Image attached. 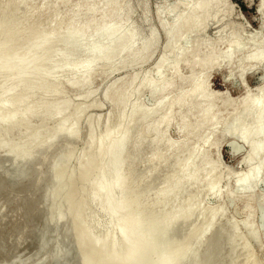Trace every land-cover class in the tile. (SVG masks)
<instances>
[{
    "label": "rangeland",
    "instance_id": "obj_1",
    "mask_svg": "<svg viewBox=\"0 0 264 264\" xmlns=\"http://www.w3.org/2000/svg\"><path fill=\"white\" fill-rule=\"evenodd\" d=\"M54 0H17V2H16V0H14L13 2H16V5L17 6H15V4H13V2H12V4L14 5V7H12V10H9V8L7 7V5H8V3L7 2H9V5L11 4L10 3V1L8 0V1H6L5 0V3H7V5L5 4V6H4V10H5V12H4V10L1 8L0 9V17H1V14L3 13L4 15H3V17H4V19H3V17H1L2 19H0V21H1V23L3 22V24H1V25H3V26H1L0 25V69L2 70V68H3V70L4 71H1V74H0V93H1V88L3 87V91H2V94L0 95V97L4 100V101H6L7 99V105H9L10 106V104H11V102H14V99L16 98V100H15V102H18V99H19V101H21L20 103L18 102L17 104V108L19 109V108H21L22 107V110H20V113H19V111L17 110L16 112H15V109H16V107L14 106L15 105V103L13 104H11V110H10V107L8 108V106H7V110H8V112L6 113V115H4V114H2L1 112V115H0V123L2 124V121H3V123H4V119H5V117L9 114L10 116H12V118H11V121H13V122H15L13 119L15 118V114L17 113H19L16 117H17V120L21 117V116H19V115H21V111H23L22 112V115H24V114H26L27 115V113H25V111L23 110L24 109V107L26 106V105H29L30 103H31V106L33 105V104H35L36 106H37V109L35 108L36 106L35 105H33L32 107H34V108H31L32 109V111L30 110V112H29V114L28 115H31V114H33L34 116L32 117V116H29V120L30 121H32L33 119L35 120V122L38 120V123L36 122V124L34 123V128L32 129V128H28V127H24V129L26 128L27 130H28V132H27V130L25 131V132H23L24 130H22L23 129V127L21 128V131H22V133L21 134H24V135H21L20 134V136L18 135H13L14 137H12V139L13 140H15V142H16V146L18 147H20V143H21V145H22V149H25L26 147L28 148H26L27 149V152H29V153H22V151L23 150H21V152L20 153H18L19 151L18 150H20V148L19 149H17V152L15 151V154H18L19 156H16L14 153H13V150H11V151H9L8 152V150H6L7 149V147L10 145V144H8V142L9 143H11V136H12V133H11V135H9V138L7 139V135H8V133H6V136H5V134L2 136V134H3V132H5L4 130L5 129H3L4 128V124H3V126L2 125H0V127L2 126V129H3V131H1L0 130V136H2L1 138H0V264H95V262H96V264H100L101 262H102V257H104V254H102L103 253V248L101 247V246H99V245H95V243L92 241V239H88V238H91V237H89V236H87V235H85V233H83L84 232V226H83V224L81 223L80 224V226L81 227H83L82 228V231H81V228H80V226H79V224H78V220H82V210H80V209H82V208H80V209H78L79 207H81L82 206V204H83V202H81L82 201V198H83V195H82V193H81V191H82V188H83V184H82V182L81 181H83V183H84V179L83 180H81V179H79V183H81V184H78V182L77 181H75L74 180V178L73 177H71V176H69L70 175V173H72L73 174V171H74V169H75V166H76V164H75V162H67L66 161V159H67V156L69 155V153H71V154H73V153H76V154H73L75 157L77 156V157H79L82 153L84 154L85 153V150H86V148H85V146L86 145H88V140H89V137H90V131L87 129V127H85L86 125H87V122L89 121V120H94V119H97L99 116L100 117H106L109 113H111L112 112V110H113V108H114V106L116 107L117 105H118V103H119V105H120V102H121V100L120 99H118V101H117V97L115 96V98H114V100L115 101H113V99H112V97H110L111 99H112V101H111V99L110 98H108V99H106V98H104V95H103V92H104V90H105V88L107 87V86H109V85H111L112 83H114V82H117L118 80L120 81L123 77V79H125L126 77H128V76H137L138 75V79L140 80V79H142L145 75H148V77L150 78V80L154 83V84H158V83H160L162 80H163V78H164V76H162V75H160V74H158V71L160 70V67H161V64H159L160 65V67H157V66H159L158 65V60L161 58V59H163L164 58V56H163V54H165V53H163V52H165V49H164V47L166 48V45H167V41H166V38H165V35H164V33H163V29H162V27H161V25H160V21H159V19H158V16H157V9L159 8V7H163V8H170V9H173V8H176V7H180V14H182L183 13V10H184V4H181V2H180V0H127V2H128V6H130L129 8H130V10H131V14L132 15H130V18L131 19H129V22L130 21H132L131 23L133 24L134 23V25L135 26H137V27H139L140 29L142 28V31H147L148 29H151V30H153V31H155V33H156V35H157V37H159V39H158V47H157V49H156V51L152 54V56H154V57H150V58H148L145 62H143V63H140V64H138V66H137V64H131V67H130V63H126V66L124 65V63H120L119 64V62H118V60L119 59H117V60H115L114 61V63H112V68H109L108 66H96L95 68H93V69H95V71L92 69V71L93 72H97V74H96V77H95V79H94V81H93V83H92V85H91V87L89 88V90L87 91V90H85V91H74V90H71V89H62L63 90V92H62V90L61 89H57V88H54L53 86H52V84H54V82H56V81H54V80H50L49 81V83L51 84H49V83H47L48 85H46V83L44 82V81H40V79H43V74H42V72L44 71V69H45V73H44V77L46 76L45 74H47L46 72H49L48 74H47V76L50 74V76L52 75V77H54L55 76V78H57L58 79V76H59V79L61 78V80H63V82L65 81V84L66 83H69V80H70V78H69V80H68V82H67V71H65V70H58V69H53V67L55 66V64L57 63V59L56 58H54V56L56 57V54H57V51H56V49H55V46H56V43L59 45V40H56L55 41V39L54 38H58L59 37V39L61 38V36L60 35H62L61 34V31H62V29H61V31L60 30H58V31H55L56 32V34L54 35V34H49L48 33V31L50 30V29H47V27H50L51 26V22H49L48 21V18H47V16L49 15H47V11L46 10H48L49 11V8H50V6H51V4H52V2H53ZM261 1H263V0H227V5L222 9V13H221V15L223 16L222 17V20L220 21V20H216V21H214V22H210V24L208 25V27L206 28V30L202 33V34H198V35H195V38L197 39V40H199V41H204L205 40V42H211V41H216V40H219V39H221L222 37H226L227 36V31L229 30V28H231V29H236V30H238L239 31V33H240V35L242 36V38H243V42L244 41H248L249 42V40H250V42H251V39H253L254 40V38H256L252 43H250V44H244L243 45V47H244V50L245 51H243V53L242 54H246V53H248L249 51H251L252 50V47H254V46H252L253 44L255 45V44H257L258 45V43L261 41V38L264 36V32L261 30V20H262V16L260 15V14H258L257 13V11H258V6H259V4H260V2ZM131 3V4H130ZM179 3V4H178ZM38 4H41V8H42V10L43 11H40V12H42L40 15H39V13H38V15H37V18L39 19V16H42V17H40V19H41V22H40V19H39V23L38 22H36V20H38V19H36V16H33L34 17V22H36V27H35V25H33V22H32V20H33V18L31 17V14H33V13H30V12H32L31 11V9L32 10H34V8H35V6H40V5H38ZM8 5V6H9ZM12 5V6H13ZM148 7V13H149V23H148V25L147 26H143V24H142V19H143V12H144V8L145 7ZM34 7V8H33ZM134 7V8H133ZM184 7V8H183ZM8 10H7V9ZM13 8H15V11H14V9ZM40 8V9H41ZM141 8V9H140ZM10 9H11V7H10ZM3 10V11H2ZM8 11V13H6L7 11ZM133 10L135 11V12H133ZM11 11H13L12 13H11ZM7 15H6V14ZM18 13V14H17ZM49 13V12H48ZM178 13H179V11H178ZM9 14H11L12 16L14 15V17H12L11 15H9ZM30 16H29V15ZM35 14V13H34ZM9 15V16H8ZM19 16V18H17L18 16ZM15 16H17V17H15ZM22 16H24V19H26V24L24 23V27L23 26H21L22 24H23V22H22V19L23 18H21ZM26 16H29L28 18H26ZM135 16V17H134ZM141 16H142V18H141ZM7 17V18H6ZM9 17H12V18H17V23L19 22V25L20 26H18V24L15 26V23L14 22H16L15 20L16 19H13V20H11V18H9ZM44 17V19L42 20V18ZM5 18H6V21H5ZM20 18H21V20H20ZM32 18V19H31ZM9 19L11 20V23H13L12 24V27L10 26V23H9ZM19 19V20H18ZM28 19V20H27ZM51 19V16L49 15V20ZM221 19V18H220ZM7 20H8V25L12 28V30L14 29V27H15V30H16V27H18L17 28V30L19 29V31H17L16 30V33L17 32H20V33H14L15 32V30H13L12 31V34H13V36L15 37V34L17 35L16 36V38L15 39H13V37H12V35H11V33L9 34V32L8 31H10V29L7 31V28H9L8 26H7V24L5 25V23L4 22H6L7 23ZM24 21V20H23ZM28 21H29V23H28ZM47 21V22H46ZM21 22V23H20ZM30 22H31V24H30ZM43 22H45L46 24H44L43 25ZM42 23V24H41ZM48 23V24H47ZM51 23V24H50ZM29 24V26H27ZM4 25L6 26V31H5V28L4 29H2V27H4ZM31 25V26H30ZM32 25L35 27H32ZM39 25V26H38ZM43 25V26H42ZM260 25V26H259ZM227 26H229L228 27V29L226 28ZM20 27H23V29L24 28H26L27 27V30H21L20 29ZM32 27V28H31ZM41 27V28H40ZM44 29H46V30H44ZM32 30H31V29ZM38 28L39 29H42V30H44V31H38ZM51 28V27H50ZM225 29V33L224 32H221L222 31V29ZM35 29H36V32H35ZM2 30V31H1ZM29 30H30V33H29ZM33 30H34V33H33ZM157 30V31H156ZM5 31V32H4ZM46 31V32H45ZM60 31V32H59ZM11 32V31H10ZM28 32V33H27ZM32 32V33H31ZM261 32H262V34H261ZM7 33V34H6ZM35 33L38 35V37H37V35L35 36V37H37V39H40V41L38 40V42H41V40H43V35H44V37H46V35H49L50 36V41H49V36H47L44 40H46L47 42L49 41V43H46V41H44L43 40V42H45L44 44H42V43H39V44H36L37 42V39L35 38V43H34V45L35 46H37V45H39V46H37V49H38V51L40 50V53H41V55L44 53V56H46L47 57V54H48V52H51V50H52V52L51 53H49L48 55H49V57H47L46 58V60H47V62H46V60H45V57L44 56H42L43 58H44V60L42 61V63H41V60H42V57H41V55H39L40 53H36L35 51H37L36 50V47H33L34 45H31L32 47H33V51L35 52V54H34V52H31V46H30V49H29V45L28 44H30V43H33V42H31V40L33 41L34 39H33V36L35 35ZM43 33V35L41 36V34ZM46 35H45V34ZM158 33H159V35H158ZM245 33V34H244ZM22 34H23V36H22ZM24 34H25V36H24ZM30 34V35H29ZM174 34V37L176 36L175 35V33H172V35ZM176 34H178V33H176ZM9 35H11V37H9V40H11V38L13 39L12 41H8V36ZM19 35L21 36L20 38H19ZM26 35H27V37H26ZM59 35V36H58ZM171 35V40H172V38H173V36ZM253 35V36H252ZM7 36V37H6ZM29 36V37H28ZM32 36V38L30 39V37ZM54 36V38H52V37ZM63 36V35H62ZM181 35L180 34H178V40H176V41H179V42H175V43H177V45H176V51H175V53H178V48H179V54H181L182 53V51H180L181 50V48H184V42H185V39L183 38V37H180ZM218 36V37H217ZM220 36V37H219ZM24 37V38H23ZM198 37V38H197ZM250 37H252V38H250ZM3 38H4V40H3ZM20 40V42H18V39ZM28 38H29V40H30V43H28ZM200 38H202L201 40H200ZM204 38V39H203ZM23 39L25 40V39H27V41L26 42H23ZM48 39V40H47ZM175 39H177V37H175V38H173V40H175ZM184 39V40H183ZM224 39V38H223ZM17 40V41H16ZM53 40V41H52ZM172 40V41H173ZM16 41V42H15ZM21 41H22V43H21ZM54 41H55V44H54ZM12 42H13V44H12ZM174 42V41H173ZM7 44V46H6V44ZM3 44V45H2ZM16 44V45H15ZM24 44V45H23ZM27 44V45H26ZM40 44H41V46H40ZM48 44V45H47ZM50 44L52 45V46H50ZM166 44V45H165ZM181 44V45H180ZM19 45H21V47L23 46L24 47V49H23V47L21 48ZM27 47H26V46ZM44 45V47L45 46H47V48H46V50H45V48H44V50H45V52H44V50H43V48H42V46ZM57 45V46H58ZM18 46V47H17ZM50 46V47H49ZM181 46H183V47H181ZM256 46V45H255ZM4 47H6L5 48V52H4ZM15 47H17V48H15ZM40 47V48H39ZM55 49L54 50V52H53V49ZM59 47V46H58ZM246 47H248V49L246 48ZM10 48V49H9ZM14 48H15V50H14ZM20 48V49H19ZM25 48H27V50L25 49ZM41 48H42V50H41ZM49 48V49H48ZM50 48H51V50H50ZM57 48V47H56ZM222 49H223V47H221ZM35 49V50H34ZM48 49V50H47ZM58 49V48H57ZM12 50V51H11ZM20 50H22V52L20 51ZM24 50V51H23ZM26 50V51H25ZM50 50V51H49ZM248 50V51H247ZM2 51V52H1ZM29 51V52H28ZM37 51V52H38ZM42 51V52H41ZM48 51V52H47ZM11 52V53H10ZM17 52V53H16ZM19 52V53H18ZM29 53L28 54V57H27V53ZM23 53H25L24 55H23ZM32 53L34 54V55H36L37 56V54H38V56L39 57H41V58H39L38 59V57H36V56H34L33 55V57H34V59H35V57L37 58V62L34 60H32ZM54 53V54H53ZM56 53V54H55ZM19 54V55H18ZM31 54V55H30ZM51 54V55H50ZM53 54V55H52ZM174 55L175 54H170V55H165V60L164 61H166V62H173L174 60H176L175 59V57H174ZM30 56H31V58H30ZM50 56H52V57H50ZM167 56V57H166ZM18 58V61L16 62L15 60H17V58ZM31 59V61H30V59ZM52 58H53V60H52ZM168 58V59H167ZM190 57L188 56V55H186V54H183V55H179V58H178V61H176V62H174V70L175 71H180L181 73H180V78L178 79V81L173 85V87H172V90H171V92H170V95L166 98V101L164 102V104H163V106H162V109H160V110H156V113L154 114V119H153V121L152 122H154V121H156V120H158V119H160L162 116H163V114L165 115V112H167L168 110H169V108H170V106H172L174 103H175V97H176V94L178 93V92H180L181 91V89H183V88H185L186 87V85L188 84V81H189V74H190V71L188 70V69H185V68H183L182 67V63H184L186 60H188ZM14 59V60H13ZM55 59H56V61H55ZM76 59H78V56H76V55H72V54H69L67 57H66V62H67V68H68V66L73 62V61H75ZM5 60V61H4ZM29 60V61H28ZM40 60V62H38ZM48 60H50V62H48ZM2 61V62H1ZM12 61H13V64H12ZM21 61H22V63H21ZM27 61H28V63L30 64V65H32L33 64V66H32V68L33 69H31V66L29 65V67H30V74L32 75V77H30L29 76V78H28V76H24V79H23V77L21 76V75H19V73L20 72H18V69H19V71H20V69L22 70L23 68V70H24V73L26 72L25 70H26V68H27V72H29V70H28V63H27ZM51 61H55V64H54V62L52 63ZM16 62V67L18 68H15V63ZM21 64H20V63ZM32 62V63H31ZM19 63V64H18ZM23 63H26V65H22ZM48 63H50V64H54V66L53 65H50V68H49V66H48ZM6 64V65H5ZM41 64V65H40ZM45 64V65H44ZM47 64V65H46ZM114 64H117V66L116 65H114ZM4 65V66H3ZM9 65V66H8ZM17 65H19V66H17ZM20 65L23 67H20ZM37 65V66H36ZM40 65V66H39ZM12 66L14 67V68H12ZM24 66H26V67H24ZM35 66V67H34ZM114 66H116V67H114ZM122 66V67H121ZM5 67H6V70H5ZM10 67H11V71H10ZM20 67V68H19ZM38 67V68H37ZM47 67H48V70L46 71V69H47ZM98 67V68H97ZM124 67V68H123ZM157 67V68H156ZM40 68V69H39ZM51 68H52V70H51ZM101 68H103L102 70H100V71H98L99 69H101ZM17 69V73H16V70ZM97 69V70H96ZM157 69H158V71H157ZM32 70V71H31ZM34 70H36V72H34ZM40 70H41V72H40ZM50 70V71H49ZM54 70V71H53ZM104 70H106L105 72H104ZM12 73V71L14 72V74H15V76L17 77V78H11L12 80H16V82H14L13 81V83L12 84H16V83H18V84H14V85H12L11 84V79L9 80L8 78V81L10 82H7L6 83V90L7 89H10L11 90V88H12V90H13V87H14V91H13V93L11 94L10 93V90H8L7 92H8V95H6L5 94V92H4V90H5V88H4V84H5V82H6V73H10V72ZM38 71H39V73H40V78H39V74H37L38 73ZM57 71H58V73H57ZM23 71H21V73H22ZM32 72H33V74H32ZM51 72H54L53 74H51ZM60 72V73H59ZM20 73V74H21ZM55 73L57 74V77H56V75H55ZM5 74V75H4ZM41 74H42V76H41ZM67 74V75H66ZM145 74V75H144ZM168 74V73H167ZM227 74H232L233 76H232V79H229V80H227L226 78H225V76L227 75ZM18 75L19 76H21L20 77V79L19 80H22V82H20L19 80H18ZM35 75H38V78H39V84L37 83V80L35 81L34 80V78H36V77H34ZM61 75V76H60ZM139 75H140V77H139ZM144 75V76H143ZM69 76V75H68ZM143 76V77H142ZM199 76H200V72L199 71H196L194 74H193V78L194 79H198L199 78ZM1 77H2V79H1ZM5 77V78H4ZM65 77V78H64ZM67 77V78H66ZM22 78V79H21ZM30 78H32V80L30 79ZM3 79H5V81L3 80ZM29 79H30V81H29ZM37 79V78H36ZM58 79V80H59ZM122 79V80H123ZM246 79V80H245ZM44 80V79H43ZM139 80H137V82L139 81ZM18 81V82H17ZM26 81V82H25ZM27 81H29L28 83H27ZM243 81H244V83L239 79V77L237 76V74L236 73H231V71H230V69H228V68H225V67H218V68H216V69H214V70H212L211 72H210V78H209V83H208V85H209V91L210 92H212L213 93V95H219V96H225V97H227V99H229V100H231V99H237V98H239L243 93H244V91H245V89L246 90H249V91H254V90H257V89H259L260 87H261V85H263L264 84V71L262 70V69H257V70H252V71H248V72H245V75H244V78H243ZM246 81V82H245ZM20 82V83H19ZM40 82L42 83V84H40ZM43 83H44V85H43ZM240 83V84H239ZM9 84H10V87H9ZM235 84V85H234ZM12 86V87H11ZM67 86V85H66ZM9 87V88H8ZM26 89H30V90H32L31 92L33 93V92H37L38 93V97L36 96V95H32V93H30L31 95L29 96L30 98L32 97L33 98V96H35V98H33V99H35V100H33V99H31L30 100V98L27 96V94L29 95V92L30 91H26ZM254 89V90H253ZM12 90H11V92H12ZM23 90L24 91H26V93L25 92H23ZM98 90V91H97ZM42 91H47V92H49V94H50V92H51V94H54V95H61L62 93H64L63 94V97H62V99L64 100V101H69V102H71V104H72V106L70 105V110H65V112L64 111H62L61 113L60 112H57V110H55V108H53V106H51L50 105V103H49V101H47V102H44V104H43V109H42V104H40V95L41 94H43V92ZM60 91V93H58ZM6 92V93H7ZM24 94H26V95H24ZM40 92H41V94H40ZM62 92V93H61ZM87 92H91V96L90 97H82V96H85V94L87 93ZM36 93V94H37ZM6 95V97L8 96V98L7 99H5V96L4 95ZM11 96H13V97H11ZM21 94H23L25 97H23V101H22V98H21V100H20V98H19V96L20 97H22L23 95H21ZM2 95H3V97H2ZM17 95V96H16ZM19 95V96H18ZM137 95H139L138 96V98H137V96L135 95V97H133L132 98V101L131 102H133V100H134V102L133 103H131L132 105H134L135 104V100H136V103L138 102L137 100H140L141 101V103H142V105H143V107H144V109H145V112H153V110H154V108H155V101L153 100V99H151L150 97H149V95H148V93H141V94H137ZM145 95V96H144ZM29 98H27V97ZM9 97H11V98H9ZM137 98V99H136ZM12 99V100H11ZM29 101H28V100ZM109 99H110V101H109ZM33 100V101H32ZM208 100V104H209V99H207ZM207 100H205V98H204V100L203 101H201V103H200V106L201 107H203L204 105L205 106H207ZM32 101V102H31ZM222 101V100H221ZM22 102L25 104V105H23L22 104ZM113 102H115V103H113ZM116 102H118V103H116ZM33 103V104H32ZM49 103V105L51 106V108L49 107V105H47V104ZM86 104V105H84V104ZM20 104V105H19ZM22 104V105H21ZM46 104V105H45ZM87 104H88V106H87ZM114 104V105H113ZM180 104H182L183 106H184V101H182ZM39 105H40V107H39ZM80 105V106H79ZM84 106V110H83V106ZM118 105V106H119ZM14 106V107H13ZM18 106H20V107H18ZM24 106V107H23ZM44 106H47V107H45L44 108ZM78 106V109H81V107H82V113H81V117L82 118H79V117H76V119L74 120V119H70L71 121H76V126L78 127V126H80V128H77V131H79V133H78V135H76V136H74V137H72V136H68V135H66V134H64V132H63V130H62V132L60 133V131H61V129H62V119L64 120V119H66V120H64V122L65 121H68V119H69V113H71L70 114V116L72 115L74 118H75V113H76V111H74L75 109H77L76 107ZM86 106V107H85ZM117 106V107H118ZM73 107H75V108H73ZM80 107V108H79ZM130 107H131V105H130ZM14 108V109H13ZM39 108V109H38ZM71 108H73V109H71ZM33 109H35L36 111L33 113ZM41 109V110H40ZM55 110V111H53V110ZM77 109V110H78ZM114 109H116V108H114ZM12 110H14V112L12 111ZM52 110V112H50ZM9 111L11 112L12 111V113L14 114V116L13 115H11L12 113H9ZM40 111V112H39ZM42 111H44V112H42ZM72 111H74V115H73V112ZM84 111V112H83ZM38 112V113H37ZM36 113H37V115H36ZM51 113V114H50ZM54 113V114H53ZM56 113V114H55ZM59 113V114H58ZM187 113H188V111H187ZM39 114V115H38ZM42 114V115H41ZM48 115V117H49V119H51V115L53 116L52 118L53 119H51L50 120V122H49V119H48V117H46V116H44V115ZM8 115V117H9V120H10V116ZM19 116V117H18ZM36 116H37V118H36ZM71 116V117H72ZM8 117L5 119V121H7V119H8ZM38 117H40V119H38ZM44 117V118H43ZM54 117H56L55 119H54ZM67 117V118H66ZM99 117V118H100ZM178 117V116H177ZM177 117L175 116V115H173V117H170V119H172L173 121H175V119H177ZM31 118V119H30ZM33 118V119H32ZM36 118V119H35ZM79 118V119H78ZM87 118H89V119H87ZM2 119V120H1ZM8 120V121H9ZM16 120V119H15ZM61 121L60 122V124L59 125H57L58 124V122L57 121ZM88 120V121H87ZM178 120V119H177ZM133 120H132V118H130V117H128V119H127V124L125 125V127H123V126H121V127H119V132H117L116 130L117 129H115L113 132H115V133H113V132H111V133H113L112 135V138H109L110 140H116V139H123V138H125V136L124 135H126V136H128V138H129V140H128V142H127V144L124 146L125 147V149L127 150V149H130V151L128 150L126 153H127V155H126V153L124 154V152L126 151L125 149H124V147L122 148V149H124V151L122 150V149H119L120 150V152H121V155H123V158H125L124 160H123V158H122V162L121 161H119V154H120V152H119V150H118V152H116V149L114 150V151H112L110 154H109V156H111L110 157V159H109V161H111L112 160V158H115L114 159V163L111 161V163H113V164H111L110 162H108V167H107V169L105 170V172H104V170H102V174H101V177H100V179L102 180V181H100V182H102V185H100V189H101V192L103 191V189L104 190H106V185L104 184V182H105V178H107V176H105V174H106V172L107 173H109V172H116L118 169H116V168H119V165L121 166H123V167H120L119 168V171H117L116 172V176H115V179H114V183H113V189H115V191H116V195H115V192H114V196H117V197H114V199H116V198H118V199H116V200H114V202H115V204L117 203V201L119 202L118 204H120V202H121V204L120 205H117L116 204V206H117V208H118V218L116 219L117 220V223H119V224H121V225H123L124 227H126V229L123 231L125 234L127 233V235L128 234H130V239L129 240H132V238L134 237V240L133 241H131V245H136L135 247H134V249H133V246L132 247H130L131 245H130V241L128 242V246L130 247V249H131V255H132V253H137V247H138V253H137V257H136V254H135V256L134 255H132V256H130L131 258H133V256H134V258L132 259L133 260V263H132V261H131V258H130V264H136L135 262L137 261L138 262V264H143V262H144V264H151V262L153 263V261H155L156 263L155 264H157L159 261H156V260H160V263H158V264H163V262H164V264H180V259H181V262H183L182 264H184V262H185V258H187L186 259V263L185 264H199V260H200V264H202V262H204V264L205 263H207L208 262V264H223L224 263V261H226L224 264H227V263H232V264H237L238 262H242V264H264V229H262V227H264V160L262 161V165H263V169H259L257 166H254L253 168H252V170H254V172L255 173H257V176H254V175H252L249 179H248V181H246L245 183H248L249 182V185H247L246 186V184H244L243 186H245L243 189V191L241 192V195H240V193H238V195H236L235 196V199L233 198L232 200L233 201H235V202H231V201H229L230 199L228 198V196H227V193L229 192V191H234V184H235V181H236V178H237V176H239V175H241L240 173H242V175L245 173V171H246V167L245 166H243V165H241V164H239V162L244 158V157H246L247 155H248V153H249V151H250V142H248V143H245V142H242L241 140H239V139H237V138H234V137H228V138H226V139H224L222 142H221V144H220V147H219V149H220V151H219V149H218V158H219V162H218V165H219V167H218V173H217V175L216 176H214L213 177V175H211L212 174V172H209V170L205 167V166H201L200 167V172H199V175H198V177L195 179V180H193L192 181V183H191V185H194L193 187H195L194 188V196L192 195L191 197H193L191 200H189V201H187V204H188V202H192V204L190 205V204H188L189 206H191L192 207V205L194 206L193 207V209L190 207V209H188V210H186V211H184L183 212V215H172V216H170L171 215V212H169V210L168 209H165V207H167V208H171V206L174 204V198H175V200H177L176 199V197H175V195L173 196L172 194H170V195H172V196H170L169 195V192H168V194L166 193V191H165V193H164V190H162L163 189V186H164V183H165V186H167V187H165L164 186V189L165 190H169V189H171V187H172V180H171V177H172V175H173V172L171 171V169L175 172V170H176V166H177V164H176V162H178V164H180V163H182V162H184L185 161V159L184 158H186L187 159V156H188V150L190 149V147H192L196 142H197V140H200V139H198V138H192V139H186L185 140V144L183 145V146H186V147H184L185 148V150L183 149V153H184V151H185V156L184 157H182V159L184 160V161H181V158H180V154H182V152H181V150H177V152H180V154H177V155H179V156H177L176 155V157H175V154L177 153V152H175V154H169L168 155V153H170L169 152V149H168V147H169V145H170V143L172 144V143H176V144H178V143H180V139H181V134H180V132H181V130L180 129H178V127H170L169 129H167L165 132H164V130H163V132L162 133H164L163 135L161 134V131L160 132H157V133H159L158 135H154L155 137H157L154 141L156 142L157 141V143L159 142V138H160V143H162V145H160L159 143L156 145V144H152L151 142L152 141H150V140H147V139H144L143 138V136H144V132H145V134L146 133H148V129L146 130V127L147 126H150V123H152L151 121L149 122V124H147L146 123V121L143 119V120H141V123H140V125L136 128V129H131V127L129 126V125H131L133 122H132ZM43 122L45 123V124H47L48 125V127H46L47 125H43ZM179 122V121H178ZM79 123H80V125H79ZM39 124H42L41 126H39L38 127V125ZM54 124H56L55 125V127H53L54 126ZM78 124V125H77ZM129 124V125H128ZM61 125V126H60ZM38 127V129L40 130V132L41 131H43V132H41L40 134H38V133H36L37 132V130L38 129H36L37 127ZM42 126H45L44 128H42ZM56 126H58L57 128L59 129V127H61V129H57L56 128ZM36 127V128H35ZM123 127V128H122ZM41 128V129H40ZM47 128H49V130L51 129V128H54V129H56V130H54V129H51L52 130V132L53 133H56V131L57 132H59V134L57 135V133L56 134H51V130H50V133L49 134H51V136H56L57 135V137H51L52 138V140H53V145L55 146H52V142H50V140H51V138L49 137V134H48V132H47V134H46V131L45 130H47ZM31 129H32V132H31ZM36 129V130H35ZM44 129V130H43ZM79 129V130H78ZM81 129V130H80ZM121 129H125L126 131H122ZM127 129H128V131H127ZM20 131V130H19ZM80 131H81V133H80ZM1 132H2V134H1ZM8 132V131H7ZM27 132V133H26ZM128 132V133H127ZM9 133H10V130H9ZM25 133H26V135H25ZM87 133H89V134H87ZM101 133V130L99 131V130H97V135H99ZM110 133V134H111ZM156 133V134H157ZM35 134H36V136H39L40 135V139L41 140H43V141H45V142H40V140H39V138H36V137H34L35 136ZM38 134V135H37ZM41 134H42V136H41ZM60 134L62 135L63 134V136H61V138H60ZM115 134V135H114ZM117 134V135H116ZM119 134H120V136H119ZM121 134L123 135V137L121 136ZM31 137H30V136ZM69 138H67L66 136ZM89 136V137H88ZM109 136V135H108ZM163 136H165L164 138H163ZM25 137V138H24ZM30 137V138H29ZM66 137V138H65ZM71 137V138H70ZM88 137V138H87ZM110 137V136H109ZM34 138L36 139L35 141H34ZM43 138V139H42ZM46 138H48V139H50L49 141L46 139ZM60 138V139H59ZM9 139H10V141H9ZM30 139V140H29ZM32 139V140H31ZM56 141H55V140ZM87 139V141H85ZM158 139V140H157ZM163 139V140H162ZM165 139H166V141H165ZM12 140V144H13V146H15L14 145V141ZM21 140V141H20ZM26 140V141H25ZM28 140L30 141V142H33V143H31L32 145H34L35 144V146H29L28 147V145H30V142L28 143ZM139 140H140V142H141V145H139L140 144V142H139ZM153 140V139H152ZM7 141V142H6ZM20 141V143L17 145V143ZM38 141V142H37ZM48 141V142H47ZM66 141V142H65ZM165 141V143H167V146L168 147H166V151L168 150V153L166 154L167 156H165V158H167L168 156V158L166 159V161H164V156L163 155H165V153H166V151L164 150V148H165V145L163 144V142ZM5 144H4V143ZM23 142H25V143H28V145L26 144H24ZM36 142H37V144H36ZM40 142V144H39V146L41 147V148H39V146H38V143ZM54 142H55V144H54ZM59 142H61L62 143V145H61V143L59 144ZM170 142V143H169ZM235 142V143H234ZM48 143V144H47ZM66 143V144H65ZM154 143V142H153ZM1 144H2V146H4V145H6V149H5V151H4V148H5V146H4V148L2 149L1 147ZM11 144V145H12ZM23 144H24V146H26V147H23ZM43 144H45V145H43ZM48 146H47V145ZM136 144L138 145V147L140 146V148H139V150H138V148H137V146H136ZM183 144V143H182ZM181 144V145H182ZM11 145H10V147H11ZM42 145H43V148H42ZM50 145H51V147H52V150L51 151H49L48 150V148L47 147H49L50 148ZM78 145V146H77ZM152 145H153V149L152 150H154L153 152H151L150 151V149L152 148ZM239 145V146H238ZM12 146V147H13ZM36 146H37V148H36ZM46 146V147H45ZM58 146V147H57ZM142 146V147H141ZM151 146V147H150ZM161 146H162V148H163V151H165L164 153H163V155L161 154ZM164 146V147H163ZM236 147L237 149H238V151L235 153L234 151H233V148L232 147ZM238 146V147H237ZM31 147H33V149H30ZM35 147V148H34ZM44 147H45V149L48 151V154H47V156H46V154H45V152H47L45 149H44ZM83 147V148H82ZM135 149H133V148ZM136 147V148H135ZM157 149H156V148ZM243 148L244 147V149H240V148ZM56 148V149H55ZM8 149H9V147H8ZM11 149V148H10ZM26 149L24 150V151H26ZM36 149V151H34ZM42 149V150H41ZM51 149V148H50ZM131 149H132V151H131ZM137 149V150H136ZM33 150V151H32ZM45 150V151H44ZM57 150H58V152H57ZM60 150H62V151H60ZM71 150V151H70ZM72 150H73V152H72ZM187 150V151H186ZM32 153H31V152ZM37 151H38V153H40V154H38L37 155ZM10 152H12L13 153V155H12V153H10ZM34 152H35V155H34ZM51 152V153H50ZM53 152V153H52ZM69 152V153H68ZM115 152V155L114 154H112V153H114ZM130 153V154H129ZM150 153V154H149ZM209 153L213 156V158H214V156H215V152H214V150L213 149H211L210 151H209ZM22 154V155H21ZM29 154V155H28ZM128 154H129V156H128ZM5 155H6V157H5ZM12 155V156H11ZM23 155H25L26 157H28V158H30V159H26L25 157H22ZM28 155V156H27ZM36 157H34V156ZM44 157H43V156ZM114 155V156H113ZM160 155H162V156H160ZM182 155H184V154H182ZM187 155V156H186ZM22 158H21V157ZM31 156V157H30ZM41 156V157H40ZM113 156V157H112ZM116 156H118V157H116ZM126 156H127V158H126ZM33 157L35 158V162H34V159H33ZM42 157H43V159H42ZM173 159V157H175L176 159H177V157H179L178 158V161L177 160H175V158H174V160H172L171 161V158ZM6 158H7V160H6ZM18 158V159H17ZM38 158H39V160H38ZM117 158V159H116ZM161 158V161H164V163L162 162L161 164H160V161H159V159ZM32 159V160H31ZM127 159V160H126ZM163 159V160H162ZM23 160H24V162L25 163H22L23 162ZM68 160V159H67ZM118 161V162H116V161ZM146 160L148 161V162H146ZM152 160V161H151ZM168 160H170L169 162H168ZM8 161V162H7ZM125 161V162H124ZM158 162L157 163V165H158V171L160 172H158V171H156V169H157V166H155L156 165V163L155 162ZM176 161V162H175ZM181 161V162H180ZM28 162V163H27ZM37 162V163H36ZM39 162H42V164H41V169H43V170H41V172H40V170H38L39 172H37V171H35L34 170V172H32V170L33 169H36L37 170V167H39L40 166V164H39ZM45 162V163H44ZM71 163L69 166H68V164L67 163ZM125 163V166H126V163H127V166L126 167H128V169H130L131 170V172L128 170V169H126V167L124 168V164H121V163ZM150 162V163H149ZM152 162H154V164L152 163ZM180 162V163H179ZM26 163L28 164V165H26ZM30 163V164H29ZM64 163H66V164H64ZM116 163V164H115ZM118 163V164H117ZM145 163L147 164L146 166L148 167V165H149V167L147 168V167H145ZM149 163V164H148ZM169 163H171V165L170 166H168L169 165ZM173 163H175V164H173ZM52 164V165H51ZM109 164H110V166H109ZM152 165V167H153V170H152V168H150L151 167V165ZM167 164V166H165ZM175 166H173V165ZM54 165V166H53ZM160 165V166H159ZM163 165V166H162ZM44 166V167H43ZM51 166H53V167H51ZM66 166V167H65ZM113 166H115V169H114V167ZM118 166V167H117ZM144 166V167H143ZM172 166H173V168H175V170L172 168ZM45 167H46V171H45ZM48 167V168H47ZM68 167V168H67ZM70 167V168H69ZM112 167V169H110ZM167 167V168H166ZM17 168H19V169H17ZM23 168V169H22ZM49 168H50V170H49ZM51 168H52V170H51ZM72 168V170H70ZM122 168H123V170H122ZM147 169V170H145L144 171V169ZM169 168H170V171H171V176H170V171H169ZM25 169V170H24ZM39 169V168H38ZM49 170V172H47L48 170ZM58 169H59V171H58ZM64 169H67L66 171H65V173H67L66 175L64 174ZM110 169V170H109ZM125 169V170H124ZM151 170V172H150V170ZM167 169V170H166ZM28 170H29V172H28ZM61 170V171H60ZM120 170H122V172L120 171ZM54 171V172H53ZM125 171H127L126 173H125ZM144 171V173L142 174V172ZM147 171H149V174H151L152 175V177H151V175H150V177L152 178V180L150 179V178H148V176H147V174H148V172ZM155 171V172H154ZM167 171H169V172H167ZM240 171V172H239ZM14 172H15V175H14ZM103 172H104V177H103ZM120 172V173H119ZM124 172V173H123ZM132 172H133V174H132ZM145 172H147V173H145ZM161 172H162V174L164 173V174H166L165 175V177H164V175H162L161 174ZM232 172H234V174H231ZM238 172H239V174H238ZM30 173H31V175H30ZM37 173V174H36ZM59 173H61V176H60V174ZM68 173H69V175H68ZM118 173H119V175H120V177L118 176ZM153 173H157L158 174V176L159 177H161L162 179H165V178H168L167 180L165 179V182H164V180H163V182L161 181V179H158V181H159V184L160 185H158V182L157 181H153V179H154V177H156V174H153ZM211 173V174H210ZM18 174V175H17ZM19 174H20V176H19ZM47 174V175H46ZM62 174H64V175H62ZM126 174V175H125ZM132 174V175H131ZM141 174H142V177L145 175L146 177L144 178H142L141 177ZM148 174V175H149ZM159 174H161V176L159 175ZM14 175V176H13ZM26 175H28V176H26ZM45 175V176H44ZM54 175H55V177H54ZM57 175H58V178H60V179H62L63 178V180H60V179H58V178H56L57 177ZM121 175H124V177L123 178H126V179H123L122 178V176ZM128 175V176H127ZM131 175V179L129 178V176ZM212 177H211V176ZM233 175V176H232ZM237 175V176H236ZM22 176H23V178H22ZM30 176H31V178H30ZM73 176V175H72ZM126 176V177H125ZM154 176V177H153ZM26 178V180H25V178ZM42 177H44L43 179H42ZM49 177V178H48ZM65 177V178H64ZM66 177H67V179H66ZM119 177V178H118ZM142 178V180L140 179V178ZM17 180H16V179ZM18 178H19V181H18ZM22 178V179H21ZM34 180H33V179ZM70 178H71V181H70ZM119 179V181H118V179ZM132 178H134L135 180H137L138 178L140 179V181L139 180H137L136 182H135V180L134 179H132ZM149 179V180H146V179ZM30 179V180H29ZM48 179H50L49 181H48ZM55 179H57L58 181H61V184H60V182H56L57 180H55ZM103 179H104V181H103ZM123 179V180H122ZM127 179H128V182H130V180H131V182L130 183H132V181H133V187H135V191L132 189V188H130V187H132V184L130 185L128 182H127ZM51 180L53 181V182H51ZM66 180H67V182H66ZM125 180V181H124ZM155 180H156V178H155ZM15 181V182H14ZM19 182V184H18V182ZM21 181V182H20ZM22 181H24V182H22ZM35 181V182H34ZM69 181H70V183H69ZM142 181H144L145 183H146V181H147V184H145L144 185V183L142 182ZM149 181V182H148ZM171 181V182H170ZM17 182V183H16ZM43 182V183H42ZM75 182V183H74ZM77 182V183H76ZM119 183V185H118V183ZM120 182H121V184H120ZM122 182H123V184H122ZM124 182L126 183V184H124ZM152 182H154V183H152ZM156 182V183H155ZM162 182V183H161ZM167 182V183H166ZM197 182H200L201 183V186H197ZM29 183V184H28ZM34 183H35V185H34ZM54 184V188H53V184ZM58 183L60 184V186L62 185V188L64 189V187H65V185H66V187H65V189L64 190H66L65 192L64 191H62L63 189H60L61 187L60 186H57L58 185ZM65 183V185H63ZM67 183V184H66ZM72 183V184H71ZM74 183V184H73ZM135 183V184H134ZM139 183V184H138ZM143 184V186L145 187V186H147V185H149L148 186V188H150V186L151 185H153V184H156V185H153V187L151 186V188L149 189V192L147 191V187H145V188H147L146 190H144V188H143V191H142V185H140V184ZM152 183V184H151ZM169 183H171V184H169ZM15 184V185H14ZM18 184V185H17ZM50 184V185H49ZM52 184V185H51ZM57 184V185H56ZM68 184H71V185H68ZM80 186V190H79V193L78 194H76V192L78 191V185ZM103 184H104V186H103ZM119 187H121V188H123V189H120L119 190V188H118V186ZM151 184V185H150ZM166 184H168V185H166ZM6 185V186H5ZM8 185V186H7ZM43 185V186H42ZM45 185V186H44ZM115 185V186H114ZM125 187H124V186ZM136 185H138V187L136 186ZM157 185H158V187H157ZM231 185V186H230ZM2 186H4V187H2ZM25 186H26V188H25ZM30 186V187H29ZM50 186H51V188H50ZM56 186H57V188L58 187H60V188H58L59 189V191H60V193H59V191H58V194L56 193V191H54L55 189L57 190V188H56ZM67 186H68V188H67ZM72 186V187H71ZM139 186H141V187H139ZM158 188V192H157V188ZM169 186H170V188H169ZM228 186H230V188H228ZM6 187V188H5ZM33 187V188H32ZM69 187H70V189H69ZM127 187H129L128 189H127ZM247 187H249V189L247 188ZM3 188V189H2ZM24 188V189H23ZM37 188V189H36ZM118 188V189H117ZM125 188L127 189V190H125ZM138 188V190H136ZM141 188V189H140ZM156 188V192L154 191V189ZM167 188H169V189H167ZM23 189V190H22ZM26 189V190H25ZM50 189V190H49ZM53 189V190H52ZM130 189H131V191H130ZM162 190V191H159V190ZM227 189V190H226ZM230 189V190H229ZM39 190V191H38ZM51 190L53 191V193L51 192ZM70 192H69V191ZM72 190V191H71ZM77 190V191H76ZM123 190V191H122ZM125 190V191H124ZM129 190V191H128ZM151 190H152V192H151ZM246 190H248V191H250L249 193H248V191L246 192ZM12 191V192H11ZM30 191H31V193H30ZM42 191H43V193H42ZM120 191V192H119ZM126 191L129 193V194H127L126 193ZM133 191V193H131ZM146 191V192H145ZM23 192V193H22ZM28 192H29V195H28ZM39 192V193H38ZM75 192V193H74ZM83 192V191H82ZM118 192V193H117ZM138 192V195H139V193H141V197H142V199H145V197H146V195L148 194V196H150V195H152V196H150V197H148L147 196V200L149 199L150 200V202H151V204L154 202V201H156L155 203H153L152 205L151 204H149L148 203V201L146 200H141V197L140 196H136V193ZM143 192H144V194H143ZM148 192V193H147ZM151 192V194H149ZM154 192L155 193H158L157 194V199H156V194H154ZM243 192H244V194H243ZM245 192H246V194H245ZM8 193V194H7ZM9 193H11V194H9ZM19 193V194H18ZM55 193H56V195H55ZM126 193V194H125ZM135 193V194H134ZM39 194L41 195V197L39 198ZM49 194H50V196H49ZM62 194V195H61ZM81 194V195H80ZM132 194H134L133 196H131ZM162 194V195H161ZM24 195H26V198L24 199ZM27 195H28V197H27ZM35 195V196H34ZM43 195H44V197H46L45 199H43ZM58 195V196H57ZM71 195H72V198L73 199H71ZM75 195H80L79 197V199L81 200L80 202L78 201V196L76 197ZM130 195V196H129ZM143 195H144V197H143ZM153 195H155V199L153 198ZM159 195H161V196H159ZM167 195H169V197L167 196ZM23 196V197H22ZM32 196V197H31ZM38 196V197H37ZM51 196H53V197H56L57 199H56V201H53L54 200V198L53 197H51ZM74 196H75V198H77V201H76V199H74ZM120 196V197H119ZM127 196V197H126ZM129 196V197H128ZM164 198H163V197ZM167 196V197H166ZM8 197H10V198H8ZM66 197H68V200L66 199ZM70 197V198H69ZM121 197H124L125 199H121V200H123V201H120V198ZM135 198V197H137V198H135V202L137 201V200H139V202L143 205L144 204V207L142 206V207H140L139 209L137 208L138 207V201L136 202L137 204H135V202H134V199H133V201L131 200L132 198ZM151 197H152V199H151ZM162 197V198H161ZM171 197V198H170ZM237 197V198H236ZM29 198V199H28ZM51 198H53V199H51ZM60 198V199H59ZM140 198V199H139ZM158 198H161V199H158ZM11 199V200H10ZM40 199H41V202H43L42 201V199L44 200V202L41 204V202H40ZM59 199V200H58ZM127 199V200H126ZM170 199H171V202H170ZM173 199V200H172ZM227 199V200H226ZM70 200V201H69ZM72 200H73V202H72ZM124 200H126L127 202H129V204H130V201H131V204L130 205H132V206H135L134 208H135V210L133 209V207L131 206V209H128L132 214V216L131 215H129L130 214V212L127 210V215L126 216H124L125 214V209L127 208V206H128V208H129V204H127L126 205V202L124 201ZM154 200V201H153ZM157 200H160L159 201V204L157 203ZM161 200H164V201H162V203L164 204H160L161 203ZM167 200H169L168 201V203H166V201ZM12 202L13 203V205H12V203H9V202ZM16 201V202H15ZM58 201V202H57ZM62 201H63V204H62ZM65 201H66V204H64L65 203ZM68 201V202H67ZM74 201H75V203L76 202H78V204L77 205H71L70 204V202L71 203H73V204H75L74 203ZM145 203H144V202ZM194 201V202H193ZM18 202V204H16ZM20 202H22L21 204H20ZM143 202V203H142ZM173 202V203H172ZM176 202V204H174L173 205V208H174V206L175 205H177L178 204V202L177 201H175ZM9 203V204H8ZM30 203H32V204H30ZM53 205H52V204ZM68 203V204H67ZM82 203V204H81ZM125 203V204H124ZM228 203V204H227ZM21 206H20V205ZM23 204V205H22ZM34 204L36 205V206H34ZM58 204V205H57ZM61 204H62V207H61ZM70 204V205H69ZM122 204H124L123 206H122ZM145 204H146V206H150V209H149V207H147L148 208V211L149 210H151L150 211V213L152 212V208H153V205H156V204H158L157 205V208L154 206V208L155 209H157L156 210V212H155V214H153L154 216H153V219L151 218V216H147V215H145L146 213L148 214V215H150L149 213H148V211H147V208L145 207ZM148 204V205H147ZM167 206H166V205ZM169 204H171L170 206H169ZM186 204V205H187ZM231 204V205H230ZM5 205V206H4ZM38 205H40V207H38ZM60 205V206H59ZM67 205V206H66ZM71 206V207H69V206ZM126 205V206H125ZM159 205H162V206H160L159 207ZM186 205L184 206V210L188 207V205H187V207H186ZM24 206H25V210H24ZM30 206V207H29ZM46 206V207H45ZM72 206H73V209H72ZM120 206L122 207V212H123V210H124V213H122V214H124V215H122L121 216V211H120ZM15 207V208H14ZM28 207V208H27ZM57 207H59V209L57 208ZM75 207H77V209L78 210H76V208ZM164 207V208H163ZM19 208L21 209V210H19ZM32 208H34V210L36 211V213L34 212V210L32 209ZM36 208V209H35ZM42 208V209H41ZM62 208V209H61ZM143 208V209H142ZM144 208H146L145 209V211H144ZM154 208H153V211H155L154 210ZM40 209V210H39ZM56 209V210H55ZM74 210V212L72 211V210ZM132 209H133V211H132ZM138 209V210H137ZM141 209L143 210L142 212H141ZM160 209V213H158V210ZM161 209H162V212H161ZM163 209H165V214L163 215ZM172 209V208H171ZM65 210V211H64ZM79 210H80V212H79ZM138 211V214H136L135 215V213ZM139 210H140V214H139ZM24 211V212H23ZM26 211V212H25ZM57 211V212H56ZM59 211V212H58ZM69 211V212H68ZM71 211V212H70ZM79 212V215H80V218L78 217V216H76L74 219L72 218V216H75L76 214H75V212ZM96 208H94V207H91V208H89V213H88V215L92 218L95 214H96ZM168 211V213L166 214V212ZM172 211V210H171ZM188 211H190L189 213H188ZM18 212V213H17ZM33 212V213H32ZM41 212V213H40ZM64 212V213H63ZM67 212V213H66ZM73 212V213H72ZM120 212V213H119ZM133 212H134V215H135V217H133L134 215H133ZM146 212V213H145ZM220 212H221V215L224 217V218H222V216L220 215ZM14 215H13V214ZM17 213V214H16ZM71 213H72V216H71ZM145 213V214H144ZM153 213V212H152ZM151 213V214H152ZM162 213V215H160ZM170 213V214H169ZM185 213H187V214H185ZM16 214V215H15ZM23 214V215H22ZM29 216H28V215ZM36 214V215H35ZM53 214L55 215L54 216V220H53ZM58 214V215H57ZM78 214V213H77ZM144 214V215H143ZM157 214H159L157 217H158V219H157V217H156V215ZM169 214V218L170 217H172V224H171V227H169L170 226V224L169 225H167L168 223V215ZM225 214V215H224ZM12 215H13V217H12ZM19 215V216H18ZM26 215V216H25ZM61 215V216H60ZM65 215V216H64ZM245 215V216H244ZM15 216V217H14ZM17 216V217H16ZM32 216V217H31ZM33 216H34V218H33ZM51 216V217H50ZM58 216V217H57ZM59 216H60V218H59ZM67 216H68V219H67ZM69 216H70V218H72V220H74V222H72V220H70V218H69ZM136 216H138V217H136ZM146 216V217H145ZM185 216H186V220H187V217H188V220L190 219V221L188 222V220L186 221L184 218H185ZM20 217V218H19ZM25 217V218H24ZM37 217V218H36ZM41 217V219H39ZM78 217V218H77ZM121 217V218H120ZM154 217H155V222H153L154 223V225L152 224V222H150V221H153L154 220ZM173 217H174V220H173ZM219 217V218H218ZM16 218H18V220H16ZM33 218V219H32ZM57 218V219H56ZM76 218L78 219V220H76ZM126 218H127V220H126ZM139 218H140V220H139ZM148 218H151V219H148ZM220 218H221V220H220ZM244 218H246V221L248 222H246L248 225H249V227H248V225L246 224L245 225V223H241L242 222V220L244 219ZM12 219H13V221H12ZM23 219H24V221L25 222H23ZM123 219V220H122ZM130 219H131V221H130ZM143 219H144V221H143ZM225 219H227V221H226V223H229L230 225L228 226V224H227V230H230L231 228H232V230H233V228L235 227V230L236 231H238V232H235V231H233V233H232V230H231V233H229V231L227 232V230H226V223H225ZM20 220V221H19ZM32 222H31V221ZM35 220H36V222H35ZM62 220H63V222H65V225H64V223L62 222ZM67 220H69L68 222H67ZM139 220V221H138ZM146 220V221H145ZM171 220L169 219V222H171ZM185 220V221H184ZM218 222H217V221ZM245 220V219H244ZM243 220V222H245ZM250 220V221H249ZM19 221V222H18ZM29 221V222H28ZM76 221H78L77 223H76ZM124 221V222H123ZM126 221V222H125ZM142 221V222H141ZM14 222H16V225H15V223ZM21 222H23V224L21 223ZM27 222V223H26ZM52 222H53V224H52ZM74 224L73 226H72V223ZM81 222V221H80ZM79 222V223H80ZM131 224H130V223ZM132 222L134 223L133 225H132ZM135 222H136V224H135ZM137 222H139V224L137 223ZM145 222V223H144ZM149 222V223H148ZM187 222V223H186ZM214 222V223H213ZM217 222V223H216ZM27 224V226H26V224ZM66 223H68V224H66ZM76 223V224H75ZM123 223H125V224H127V225H124ZM144 224V225H143ZM155 224H156V227H155ZM183 224H185V225H183ZM188 224V225H187ZM214 224V225H213ZM242 224L243 225H245L246 227L244 228L243 226H242ZM21 225H23V227L24 228H22V226ZM32 225V226H31ZM67 225H69V226H67ZM77 225V226H76ZM138 227H137V226ZM141 225V226H140ZM150 227H149V226ZM151 225H153V227H151ZM165 225V226H164ZM167 225V226H166ZM187 225V226H186ZM225 225V226H224ZM232 225H234L233 227H232ZM236 225V226H235ZM239 225V226H238ZM17 228H16V227ZM30 226V227H29ZM54 226V227H53ZM65 226L67 227V229H68V227L70 228L69 230H68V233L66 232H64V230L66 231L67 229L65 228ZM145 226V227H144ZM186 226V227H185ZM77 227V228H76ZM163 227L164 228H166V230H167V233H166V230L164 229L163 230ZM169 227V228H168ZM222 227H224L225 229H224V231H222V234L220 233V236L222 235L223 236V238L224 237H226V239L224 238V239H222V236L220 237L219 236V232H220V230H221V228ZM230 227V228H229ZM236 227H240V229H238L237 230V228ZM248 227V228H247ZM16 228V229H15ZM61 228V229H60ZM128 228H129V230H128ZM151 228H153L152 229V231H153V233H152V231H151ZM210 228H212L211 229V232H209L210 231ZM219 228V229H218ZM229 228V229H228ZM244 228V229H243ZM247 228V229H246ZM20 229V230H19ZM25 229V230H24ZM58 229V230H57ZM72 229H75V230H80L79 231V233L77 232V234L76 233H74V231H72ZM155 229V230H154ZM184 229V230H183ZM209 229V233H210V235H209V233L207 232L206 233V230H208ZM57 230V231H56ZM126 230H127V232H126ZM150 231V232H148V231ZM168 230H170V232L168 231ZM204 230V234H203V231ZM216 230H218V232H216ZM222 230H223V228H222ZM70 231V232H69ZM131 231H132V233L134 234L133 236H131L132 235V233H131ZM146 231V232H145ZM165 231V232H164ZM184 231V232H183ZM197 231V232H196ZM59 232H60V235H59ZM62 232H64L63 233V235H64V239H63V237H62V240L61 241H59L60 240V237L62 236L61 234H62ZM71 232H73L74 234H73V239H71V240H69V239H67V237L68 238H72L71 236H72V234H71ZM80 232H81V234H80ZM130 232V233H129ZM162 232H163V236H162ZM189 232V235L187 234V235H185L186 233H188ZM195 232V233H194ZM215 232V233H214ZM227 232V233H226ZM239 232H240V235H238L239 234ZM259 232V233H258ZM51 233V234H50ZM123 233V234H124ZM165 233H166V235H165ZM169 233V234H168ZM193 233V234H192ZM196 233H198L197 235L199 236L201 233L203 234H201L202 236H201V238L202 239H199L198 237H196V239H194L195 238V236H196ZM226 235H225V234ZM229 233V234H228ZM235 233L238 235V237H239V239L241 240V239H243V240H241V244L243 245V251H244V248H245V246L244 245H246V248H245V252H242V250H241V248H242V246H241V244L239 243V239L237 240V237H235L236 235H235ZM253 233V234H252ZM12 234V235H11ZM67 234H68V236H67ZM124 234V235H125ZM206 234L208 235V236H206ZM216 234V235H215ZM224 234V235H223ZM230 234H232V235H230ZM249 234H251V238L252 239H250V236H249ZM53 235V236H52ZM69 235H71L70 237H69ZM80 235V236H79ZM84 235H85V237H84ZM141 235V236H140ZM148 235H149V237H148ZM162 236V238H161V236ZM184 235H185V237H184ZM191 235H194V236H192L191 237ZM205 235V242H203L202 240H204L203 239V236ZM229 235H230V237H229ZM234 235V238L232 237ZM243 235V236H242ZM77 237V238H75V237ZM83 236V237H82ZM135 236L137 237H139V241H140V244H139V241H138V238L136 239L135 238ZM144 238H143V237ZM164 236H166L165 237V239L166 240H164ZM215 236V237H214ZM217 236H219L220 238H217ZM242 236V237H241ZM257 236V237H256ZM52 237V238H51ZM78 237H80V239L78 238ZM148 237V238H147ZM183 237H184V239H185V241H186V244H189V246L187 245V247H186V244H185V241H184V239H183ZM232 237V238H231ZM244 237V238H243ZM254 237V238H253ZM83 240H82V239ZM159 238V239H158ZM174 238V239H173ZM193 238V239H192ZM207 238H208V240H207ZM214 239V241L216 240V239H218V241H219V243L221 244V245H219V243H218V241H217V247H216V242L214 243V245H213V242H212V240ZM27 239V240H26ZM75 239V240H74ZM143 239V240H142ZM163 239V240H162ZM173 239V240H172ZM181 239V240H180ZM211 239V240H210ZM227 239H228V241H229V243H231V244H226V242H224V240H226L227 241ZM245 239V240H244ZM75 241V244H74V242L73 241ZM175 240H178V241H175ZM190 240H192V241H190ZM193 240H194V242L196 243V244H194V245H196L195 247L197 248L198 246H199V244H197L200 240H201V242H200V247H199V249H198V251L200 250V249H202V251L200 250L199 251V253L198 254H200V256H198V254H196V250H195V247L194 248H192V244L194 243L193 242ZM197 240V241H196ZM199 240V241H198ZM208 242H207V241ZM222 240V241H221ZM24 241V242H23ZM52 241V242H51ZM64 241H67V242H69V243H67V242H65V244L63 243ZM71 241L73 242V243H71ZM76 241H81L82 242V247L80 246V245H78V244H81L80 242H77V244H76ZM85 241H86V243H85ZM136 243H135V242ZM189 241V243H187ZM228 241H227V243H228ZM231 241V242H230ZM245 241V242H244ZM143 242L144 243H146V244H144V248H143V246H142V244H143ZM148 242H149V244H148ZM166 242V243H165ZM173 242V243H172ZM176 242V243H175ZM182 242V243H181ZM191 242H193L192 244H191ZM202 242L205 244H203L202 245ZM206 242H207V244H206ZM234 242H236V243H234ZM239 243V245H238V243ZM250 242V243H249ZM88 243V244H87ZM135 243V244H134ZM139 244V246H138V244ZM172 243V244H171ZM244 243V244H243ZM247 243V244H246ZM61 244H62V246H61ZM69 244H70V246L71 247H69ZM87 244V245H86ZM154 244V252L153 251H150V249H152V245ZM209 244V246H207ZM232 244H235V245H232ZM67 247H66V246ZM74 245H76V246H74ZM93 245H95V247H92ZM162 245V246H161ZM167 245V246H166ZM180 245H182V246H180ZM183 245H185V247L187 248V250L189 249V251L188 252H186V248L184 249V246ZM198 245V246H197ZM212 245H213V250H215V251H213L212 250ZM225 245H226V248H224L225 247ZM228 245V246H227ZM231 245H232V249H234V252H233V250L230 248L229 250H226L227 248H229V247H231ZM237 245V246H236ZM73 246H74V248H73ZM78 246V247H77ZM148 246L150 247L149 248V250H148ZM172 246V247H171ZM224 246V247H223ZM76 247H77V253L75 252L74 253V250L73 249H75V251H76ZM92 247V248H91ZM98 247V248H97ZM143 248V250L141 249V248ZM164 247V248H163ZM178 247H179V249H178ZM189 247V248H188ZM217 248V250L216 249H214V248ZM222 247H223V249H222ZM79 248H81V249H79ZM145 248H146V250H145ZM161 248H163V249H161ZM176 248H177V250H183L184 252H186V253H183V251L181 252V254L183 253V255H184V259H182L183 258V255H181V257L180 256H178V254L180 253V252H178V251H176ZM182 248V249H181ZM204 248H205V251H206V249H208V251H206L207 252V254L205 253V254H203V250H204ZM220 248V250H218ZM236 248H239V249H236ZM41 250V251H40ZM66 250H67V252H66ZM133 250V251H132ZM140 250H141V253L139 254V252H140ZM144 250H145V253H144ZM148 250V252H147V254L148 255H146V251ZM153 250V249H152ZM156 250V251H155ZM164 250V251H163ZM224 252V253H228L229 252V254L231 253V251L233 252V254H236L234 257H233V254L231 253V256H230V261L228 262V254L226 253V255H225V257L223 256V254H222V251ZM236 250H238L239 251V253L236 251ZM69 251V252H68ZM73 251V252H72ZM93 251V252H92ZM172 251V252H171ZM175 252V254H174V252ZM195 252V254H192V252ZM219 251H220V254H219ZM56 252V253H55ZM63 252V253H62ZM88 252H89V254H88ZM90 252H91V255H90ZM157 253V256H156V253ZM164 252H165V254H164ZM215 254H214V253ZM218 252V253H217ZM46 253V254H45ZM49 253V254H48ZM151 253V254H150ZM152 253H153V255H152ZM176 253H178L177 255H176ZM192 255H191V254ZM210 253H212V254H214V257H216V256H219L218 258H219V260L221 261H223V259H224V261L221 263L219 260H218V258L216 257V259L215 260H218V261H216V263H215V260L213 259V256H211L212 254H210ZM76 254H77V256H76ZM143 254H145V255H143ZM149 254L151 255V257L153 258H151V257H149ZM173 256H172V255ZM202 254V255H201ZM210 254V255H209ZM222 254V255H221ZM43 255V256H42ZM54 255V256H53ZM60 255H61V257H60ZM78 255H80V256H78ZM165 256L164 257V260H162L163 259V257L162 256ZM170 255V256H169ZM178 257H176V256ZM191 255V256H190ZM195 256V258H191V257H194ZM203 255H204V257H203ZM241 255V256H240ZM41 256V257H40ZM50 256H51V258H50ZM140 256V257H139ZM141 256H142V258H141ZM147 256H148V258H147ZM156 257L155 258V260H154V257ZM198 256V257H197ZM206 256H207V260H203L204 258H206ZM211 256V259H212V262H210L211 260H210V257ZM227 256V257H226ZM62 257H63V259H62ZM77 257V258H76ZM98 257V258H97ZM136 257V258H135ZM144 257V258H143ZM176 257V258H175ZM203 257V258H202ZM220 257H223V259H220ZM231 257L233 258V260L234 259H236L235 260V262L231 259ZM38 258V260H36ZM40 258V259H39ZM46 258H47V260H46ZM137 258H140V259H138L137 260ZM150 258V259H149ZM159 258H161V259H159ZM200 258V259H199ZM209 258V259H208ZM240 258V259H239ZM99 259H100V262H99ZM136 259V260H135ZM175 259H177V261L175 260ZM179 259V260H178ZM189 259V260H188ZM193 259V260H192ZM198 259V260H197ZM202 259V260H201ZM75 260H76V262H75ZM143 260V261H142ZM146 260V261H145ZM148 260V261H147ZM198 262H197V261ZM213 260H214V262H213ZM237 260H239V261H237ZM40 261H42V262H40ZM139 261H141V262H139ZM150 261V262H149ZM168 261H169V263H168ZM176 261V262H175ZM179 261V262H178ZM232 261V262H231ZM237 261V262H236ZM106 262V263H105ZM113 262V263H112ZM112 262H108V261H105V260H103V263H101V264H118V262L117 261H112ZM171 262V263H170ZM218 262H220V263H218ZM234 262V263H233ZM238 264H241V263H238Z\"/></svg>",
    "mask_w": 264,
    "mask_h": 264
},
{
    "label": "bare ground",
    "instance_id": "obj_2",
    "mask_svg": "<svg viewBox=\"0 0 264 264\" xmlns=\"http://www.w3.org/2000/svg\"><path fill=\"white\" fill-rule=\"evenodd\" d=\"M6 1H8V0H6ZM10 1V5H9V2H7L8 3V5H7V3H5V0H0V9L2 8H4V6H5V4L7 5V7L9 8V10H12V7H14V5L13 4H15V6H17L16 5V2H17V0H16V2H13L14 0H9ZM12 2H13V4H12ZM180 2H181V4H184V10H183V13L182 14H180V12L182 11H180L179 9H180V7H176V8H173V9H170V8H163V7H159L158 9H157V16H158V19H159V21H160V25H161V27H162V29H163V33H164V35H165V38H166V41H167V45H166V48L164 47V49H165V52H163V53H165V54H163V56H164V58L163 59H159L158 60V65L159 64H161V67H160V65L159 66H157V67H160V70L158 71V69H157V71H158V74H160V75H162V76H164V78H163V80L160 82V83H158V84H154L151 80H150V78L148 77V75H143L142 77V79H138L137 77H138V75L137 76H128V77H126L125 79H121L120 81L118 80L117 82H114V83H112L111 85H109V86H107L106 88H105V90H104V92H103V95H104V98H106V99H108V98H110V97H112V99H113V101H115L114 100V98H115V96L117 97V101H118V99H120L121 100V102H120V105H119V103L118 102H116V103H118V107L116 106H114V108H116V109H114L113 108V110H112V112L111 113H109L106 117H98L97 119H92V120H87L88 122H87V125L85 126V127H87V129L90 131V134L89 133H87V134H89L90 135V137H89V140L87 141V139L85 140V141H87L88 142V145H86L85 146V148H86V150H85V153L83 154H81L79 157H75L73 154H76V153H73V154H71V153H69V155L67 156V159H66V161L68 162H75V164H76V166H75V169H74V171H73V174L72 173H70V175H69V173H68V175L69 176H71V177H73L74 178V180L75 181H77L78 182V184H81V183H79L80 181H79V179H81V180H83L84 179V183H83V181H81L82 182V186H83V188H82V191H81V193H82V195H83V198H82V201L79 199L80 197V195L78 196V195H75L76 197L78 196V201L80 202H83V204H82V206L81 207H79L78 209H80V208H82V209H80V210H82V220L80 219V220H78L77 218L79 217L80 218V215H79V212H80V210H79V212L77 211V212H75V216H72V213L74 212V210H72L73 209V206H72V213H71V216H72V218L74 219L76 216H78L77 218H76V220H78V221H76V223L78 222V224H79V226H80V224L82 223L83 224V226H84V232L83 233H85V235H87V236H89V237H91V238H88V239H92V241L95 243V245H99V246H101L103 249V253L102 254H104V257H102L101 259H102V262L101 263H103V260H105V261H108V262H112V261H117L118 262V264H130V262L132 261V263H133V258H134V256H135V254H136V257L138 256L137 255V253H138V247H137V253H132V255H134L133 256V258H131L130 256H132L131 255V249H130V247H132L133 245H131V241H133L134 240V237L132 238V240H129L131 237H130V234H128L127 235V230H126V234L124 233L125 231V229H126V227H124L123 225H121V224H119V223H117V216H118V208H117V206H116V204L117 205H120L121 204V202H120V204H118L119 202L117 201V203L115 204V202H114V200H116V199H118V198H116V199H114V197H117V196H114V192H115V195H116V191H115V189H113V183H114V179H115V176H116V172L117 171H119V168L120 167H123L122 165L120 166L119 165V168H116V169H118L116 172H109V173H107L106 172V174H105V176H107V178H105L106 180H105V182H104V184L106 185L105 187H106V190H104L103 189V191L101 192V189H100V185H102V182H100V181H102L101 179H100V177H101V174H102V170H104V172H105V170L107 169V167H108V162H110L111 163V161L113 160L114 161V159L115 158H112V160L111 161H109V159H110V157L111 156H109V154L112 152V151H114L115 149H116V152H118V150L119 149H122L126 144H127V142H128V140H129V138H128V136H126V135H124L125 136V138H123V139H116V140H110L109 138H112V134L113 133H115V132H113L115 129H119V127H121V126H123V127H125V125L127 124V119H128V117H130V118H132V124L131 125H129L130 127H131V129H136L139 125H140V123H141V120H145L146 121V123L147 124H149V122L151 121H153V119H154V114L156 113V110H160V109H162V106H163V104H164V102L166 101V98L170 95V92H171V90H172V87H173V85L178 81V79L180 78V71H175L174 70V62H176V61H178V58H179V55H183V54H186V55H188L190 58L188 59V60H186L184 63H182V67L183 68H185V69H188L189 71H190V74H189V81H188V84L186 85V87L185 88H183V89H181V91L180 92H178L177 94H176V97H175V103L172 105V106H170V108H169V110L167 111V112H165V115L163 114V116L160 118V119H158V120H156V121H154V122H152V123H150V126H147L146 127V130L148 131V133H146L145 134V132H144V136H143V138L144 139H147V140H150V141H152L151 143L152 144H160V145H162V143H160V138H159V142L157 143V141L155 142L154 140L157 138V137H155L154 135H158L159 133H157V132H160L161 131V134L163 135L164 133H162L163 132V130H164V132L167 130V129H169L170 127H178V129H180L181 130V132H180V134H181V139H180V143H178V144H176V143H170V145H169V147L167 146V143H165V141H166V139H165V141L163 142V144L165 145V148H164V150L166 151V147H168V149H169V152L170 153H168V150L166 151V153H165V155H163V153L165 152V151H163V148H162V146H161V154L164 156V161H166V159L169 157H167V158H165V156H167L166 154L168 153V155L169 154H175V152H177V150L179 151V150H181V152H182V154H184V155H182V154H180V152H177L176 154H175V157H176V155L177 154H180V158H181V161H184L183 159H182V157H184L185 156V151H184V153H183V149L185 150V148L184 147H186V146H183L184 144H185V140L186 139H192V138H198V139H200V140H197V142L192 146V147H190V149L188 150V156H187V159L186 158H184L185 159V161L184 162H182V163H180V164H178V162H176V164H177V166H176V170H175V168H173V164H175V163H173L172 165V168L175 170V172L171 169V171L173 172V175L171 174V171H170V168H169V171H170V176L172 175V177H171V180H172V187H171V189H169L170 188V186H169V188H167V189H169L168 191L167 190H165L164 189V186H165V183H164V186H163V189L162 190H164V193H165V191H166V193L168 194V192H169V195L170 194H174L175 195V197H176V199L177 200H175V198H174V204H176V202L175 201H177L178 202V204L177 205H175L174 206V208H173V205L171 206V208H167V207H165V209H170L169 210V212H171V215L170 216H172V215H183V212L184 211H186V210H188V209H190V207L191 206H189L188 204H192V202L190 203V202H188V204H187V201H189V200H191L193 197H191L194 193V188L195 187H193L194 185H191V183H192V181L193 180H195L197 177H198V175H199V172H200V167L201 166H205L208 170H209V172H212V174L211 175H213V177L214 176H216L217 175V173H218V167H219V165H218V162H219V158H218V149H219V147H220V144H221V142L224 140V139H226V138H228V137H234V138H237V139H239V140H241L242 142H245V143H248V142H250V151H249V153H248V155L246 156V157H244L240 162H239V164H241V165H243V166H245L246 167V171H245V173L242 175V173H240L241 175H239V176H237V178H236V181H235V184H234V191H229L228 193H227V196H228V198L230 199L229 201H231L232 203L233 202H235V201H233L232 199L234 198L235 199V196L236 195H238V193H240V195H241V192L245 189L244 187L245 186H243L244 184H246V186L247 185H249V182L248 183H245L246 181H248V179L252 176V175H254V176H257V173H255L254 172V170H252V168L254 167V166H257L259 169H263V165L261 164L262 163V161L264 160V84L263 85H261V87L259 88V89H257V90H254V91H249V90H246L245 89V91H244V93L239 97V98H237V99H231V100H229V99H227V97H225L224 95L223 96H219V95H213V93L212 92H210L209 91V85H208V83H209V78H210V72L212 71V70H214V69H216V68H218V67H225V68H228V69H230V71H231V73H236L237 74V76L239 77V79L244 83V81H243V78H244V75H245V72H248V71H252V70H257V69H262L263 71H264V36L261 38V41L258 43V45L257 44H253L252 46H254V47H252V50L251 51H249L248 53H244V54H242L243 53V51H245L244 50V47H243V45L244 44H250V43H252L256 38H254V40L253 39H251V42H250V40H249V42L247 41H244L243 42V38H242V36L240 35V33H239V31L238 30H236V29H231V28H229V30L227 31V36L226 37H222L221 39H219V40H216V41H211V42H205V40L204 41H199V40H197L196 38H195V35H198V34H202L205 30H206V28L208 27V25L210 24V22H214V21H216V20H222V15H221V13H222V9L227 5V0H180ZM131 4V3H130ZM179 4V3H178ZM13 5V6H12ZM38 5H40V6H35V8H34V10H32L31 9V11L32 12H30V13H33V14H31V17L33 18V20H32V22H33V25H35V27H36V22H38L39 21V19H40V17H42V16H39V19L37 18V15H38V13L40 12V11H43L42 10V8H41V4H38ZM129 4H128V2H127V0H54L53 2H52V4H51V6H50V8H49V11L48 10H46L47 11V15L49 14L50 16H51V19L49 20V15L47 16V18H48V21L49 22H51L50 24H51V28L50 27H47V29H50L49 31H48V33L49 34H56V32L55 31H58V30H60L61 31V29H62V31H61V34L63 35H60L61 36V38L59 39V37L58 38H54V36L52 37V38H54L55 39V41L56 40H59V45L56 43V46H55V49H56V51H57V54H56V57L54 56V58H56L57 59V63L55 64V61H56V59H55V61H51L52 63L54 62V64H55V66H54V64H50V63H48V66H49V68H50V65H53L54 67H53V69L55 68V69H58V70H65V71H67L66 73L69 75H67V82H68V80H69V78H70V80H69V83H66L65 84V81L63 82V80H61V78L59 79V76H58V79L57 78H55V76L54 77H52V75L50 76V74L47 76V74L49 73V72H46L47 74H45L46 76L44 77V71H45V69H44V71L42 72V74H43V76H42V74H41V76L43 77V79H40V81L42 82V81H44L45 83H46V85H48L47 83H49V81L50 80H54V81H56V82H54V84H52V86L54 87V88H57L58 90L59 89H71V90H74V91H85V90H89V88L91 87V85H92V83H93V81H94V79H95V77H96V74H97V72H93L92 71V69L93 68H95L96 66H108L109 68H112V63H114V61L115 60H117V59H119L118 60V62H119V64L120 63H124V65L126 66V63H130V67H131V64H137V66H138V64H140V63H143V62H145L148 58H150L151 56H152V54L156 51V49H157V47H158V39H159V37H157V35H156V33H155V31H153V30H151V29H148L147 31H142V28L140 29L139 27H137V26H135L134 25V23L132 24L131 22L132 21H130L129 22V19H131L130 18V15H132L131 14V10H130V6H128ZM10 7H11V9H10ZM41 8V9H40ZM134 8V7H133ZM5 9V8H4ZM3 9V10H4ZM7 9V8H6ZM14 9V11H15V8H13ZM141 9V8H140ZM2 10V11H3ZM8 10V9H7ZM6 10V11H7ZM178 11H179V13H178ZM4 12H5V10H4ZM13 11H11V13H12ZM49 12V13H48ZM133 12H135L134 10H133ZM6 13H8V11L6 12ZM5 13V14H6ZM42 12H40L39 13V15L41 14ZM257 13L258 14H260L261 16H262V20H261V30L264 32V0L263 1H261L260 2V4H259V6H258V11H257ZM18 14V13H17ZM3 13L1 14V17H3ZM7 15V14H6ZM9 15H11V14H9ZM8 15V16H9ZM29 15V14H28ZM12 16V15H11ZM18 16V15H17ZM17 16H15V17H17ZM30 16V15H29ZM29 16H26V18H28ZM33 16H36V19H38V20H36V22H34L35 20H34V17ZM0 17V19H2ZM12 17H14V15L12 16ZM12 17H9V18H11V20H13V19H16L15 21L16 22H14L15 23V26L18 24V26H20L19 25V22L17 23V18H19V16L17 17V18H12ZM135 17V16H134ZM7 18V17H6ZM6 18H5V21H6ZM21 18H23L22 19V22H23V24L21 25V26H25L24 25V23L26 24V19H24V16H22ZM21 18H20V20H21ZM31 18V19H32ZM141 18H142V16H141ZM221 18V19H220ZM3 19H4V17H3ZM2 19V20H3ZM44 19V17L42 18V20ZM11 20L9 19V23H10V26L12 27V24L13 23H11ZM19 20V19H18ZM24 20V21H23ZM28 20V19H27ZM40 22H41V19H40ZM47 22V21H46ZM0 23H1V21H0ZM5 23V25L7 24V26L9 27V28H7V31L11 28L9 25H8V20H7V23L6 22H4ZM17 23V24H16ZM21 23V22H20ZM28 23H29V21H28ZM39 23V22H38ZM148 23H149V13H148V7L146 6L145 8H144V12H143V19H142V24H143V26H147L148 25ZM1 24H3V22L1 23ZM0 24V25H1ZM30 24H31V22H30ZM40 24V23H39ZM42 24V23H41ZM44 24H46L45 22H43V25ZM48 24V23H47ZM4 25V27H2V29H4L5 28V31H6V26ZM14 25V24H13ZM32 25V27H34ZM42 25V26H43ZM259 25V26H260ZM1 26H3V25H1ZM27 26H29V24L27 25ZM31 26V25H30ZM39 26V25H38ZM23 27H20V29L21 30H27V27L26 28H24L23 29ZM31 27V28H32ZM34 27V28H35ZM228 27L229 26H227L226 28L228 29ZM1 28V27H0ZM13 28V27H12ZM12 28L10 29V31H8L9 32V34L11 33V35H12V37H13V39H15L16 38V36L18 35L17 33H20V32H17L16 33V30H17V28L18 27H16V30H15V27H14V29L13 30H15V32L14 33H16L15 34V37L13 36V34H12ZM30 28V29H31ZM41 28V27H40ZM43 28V27H42ZM45 28V27H44ZM43 28V29H44ZM225 28V29H226ZM225 29L223 28L222 29V31L221 32H224L225 33ZM32 30V29H31ZM44 31V30H46V29H44V30H42V29H39L38 28V31ZM2 31V30H1ZM4 31V32H5ZM17 31H19V29L17 30ZM28 31V30H27ZM39 31V32H40ZM59 31V32H60ZM157 31V30H156ZM35 32H36V29H35ZM46 32V31H45ZM28 33V32H27ZM29 33H30V30H29ZM32 33V32H31ZM33 33H34V30H33ZM172 33H175V37H177V39H175V40H173V38H175L174 37V34L172 35ZM176 33H178V34H180L181 36L180 37H183L184 39H185V42H184V48H181V50L180 51H182V53L181 54H179V48H178V53H175V51H176V45H177V43H175V42H179V41H176V40H178V34H176ZM7 34V33H6ZM41 34V33H40ZM45 34V33H44ZM47 34V33H46ZM45 34V35H46ZM54 34V35H55ZM245 34V33H244ZM261 34H262V32H261ZM11 35H9L8 36V41H12L13 39L11 38V40H9V37H11ZM30 35V34H29ZM37 34L35 33V35L33 36V41L31 40V42H33V43H30V40H29V38H28V43H30V44H28L29 45V49H30V46L31 45H34V43H35V38L37 39V37H38V35H37V37H35ZM43 35V33L41 34V36ZM158 35H159V33H158ZM171 35L173 36V38H172V40L174 41H172L171 40ZM22 36H23V34H22ZM24 36H25V34H24ZM47 36H49V35H46V37ZM59 36V35H58ZM253 36V35H252ZM7 37V36H6ZM21 36L19 35V38H20ZM26 37H27V35H26ZM29 37V36H28ZM35 37V38H34ZM46 37H44V35H43V40L46 38ZM218 37V36H217ZM220 37V36H219ZM24 38V37H23ZM32 38V36L30 37V39ZM39 38V37H38ZM49 38V41H50V36L48 37ZM198 38V37H197ZM224 38V39H223ZM250 38H252V37H250ZM18 39V38H17ZM183 39V40H184ZM202 38H200V40H201ZM204 39V38H203ZM3 40H4V38H3ZM38 40L40 41V39H37V43L36 44H39V43H42V44H44L45 42H43V40H41V42H38ZM48 40V39H47ZM17 41V40H16ZM15 41V42H16ZM27 41V39H23V42H26ZM44 41H46V40H44ZM49 41L47 42L46 41V43H49ZM53 41V40H52ZM55 41H54V44H55ZM18 42H20V40L18 39ZM21 43H22V41H21ZM6 44V43H5ZM12 44H13V42H12ZM3 45V44H2ZM16 45V44H15ZM24 45V44H23ZM27 45V44H26ZM25 45V46H26ZM48 45V44H47ZM53 45V44H52ZM51 44H50V46H52ZM59 47H58V46ZM181 45V44H180ZM6 46H7V44H6ZM20 47H21V45H19ZM37 46H39V45H37ZM37 46H33V47H36V50L38 51V49H37ZM40 46H41V44H40ZM49 46V47H50ZM54 46V45H53ZM178 46V45H177ZM18 47V46H17ZM17 47H15V48H17ZM23 47V46H22ZM21 47V48H22ZM27 47V46H26ZM33 47L31 46V52H34L33 51ZM58 49H57V48ZM181 47H183V46H181ZM221 47H223V49L221 48ZM5 48L6 47H4V52H5ZM15 48H14V50H15ZM40 48V47H39ZM42 48H43V50H44V48H45V50H46V48H47V46H45L44 47V45L42 46ZM42 48H41V50H42ZM52 48V47H51ZM51 48H50V50H51ZM247 49H248V47H246ZM10 49V48H9ZM20 49V48H19ZM23 49H24V47H23ZM26 50H27V48H25ZM49 49V48H48ZM47 49V50H48ZM53 49V48H52ZM55 49H53V52H54V50ZM25 50V51H26ZM35 50V49H34ZM45 50H44V52H45ZM49 50V51H50ZM12 51V50H11ZM21 52H22V50H20ZM24 51V50H23ZM37 51H35L36 53H40V50L37 52ZM248 51V50H247ZM2 52V51H1ZM29 52V51H28ZM35 52H34V54H35ZM42 52V51H41ZM48 52V51H47ZM51 52H52V50H51ZM51 52H48V54L49 53H51ZM177 52V51H176ZM11 53V52H10ZM17 53V52H16ZM19 53V52H18ZM27 53V52H26ZM25 53H23V55H24ZM28 54L29 53H27V57H28ZM33 53H32V57H33V55H34ZM47 54V57H49V55ZM54 54V53H53ZM52 54V55H53ZM69 54H72V55H76V56H78V59H76L75 61H73L69 66H68V68H67V62H66V57L69 55ZM170 55V54H175L174 55V57H175V59L176 60H174L173 62L171 61V62H166V61H164L165 60V55ZM19 55V54H18ZM31 55V54H30ZM39 55H41V53L39 54ZM51 55V54H50ZM1 56V55H0ZM34 56H36V55H34ZM42 56H44V53L41 55V57ZM36 57H38V59L39 58H41V57H39L38 56V54H37V56ZM35 57V59H34V57L32 58V60L34 61H36L37 60V58ZM45 57V60H46V56H44ZM50 57H52V56H50ZM152 57H154V56H152ZM167 57V56H166ZM17 58V57H16ZM30 58H31V56H30ZM29 58V59H30ZM168 59V58H167ZM14 60V59H13ZM44 60V58L42 57V60H41V63H42V61ZM52 60H53V58H52ZM5 61V60H4ZM16 62L18 61V58H17V60H15ZM29 61V60H28ZM28 61H27V63H28ZM30 61H31V59H30ZM2 62V61H1ZM16 62L14 63L15 64V68H17L16 67ZM37 62V61H36ZM38 62H40V60L38 61ZM46 62H47V60H46ZM48 62H50V60H48ZM20 63V62H19ZM18 63V64H19ZM21 63H22V61H21ZM20 63V64H21ZM32 63V62H31ZM12 64H13V61H12ZM43 64V63H42ZM6 65V64H5ZM22 65H26V63H23ZM29 63H28V70H29V72H27V68H26V72L24 73V68L20 65V67H22L23 69L21 70L20 69V71H19V69H18V72H20L21 73V71H23L21 74L19 73V75H21L22 77H23V79H24V76H28V78H29V76L31 75L30 74V67H29ZM41 65V64H40ZM39 65V66H40ZM45 65V64H44ZM47 65V64H46ZM112 65V66H111ZM114 65H116L117 66V64H114ZM4 66V65H3ZM9 66V65H8ZM17 66H19V65H17ZM27 66V65H26ZM26 66H24V67H26ZM31 66V69H33L32 68V66H33V64L32 65H30ZM37 66V65H36ZM116 66H114V67H116ZM19 67V68H20ZM35 67V66H34ZM118 67V66H117ZM122 67V66H121ZM156 67V68H157ZM12 68H14L13 66H12ZM38 68V67H37ZM98 68V67H97ZM124 68V67H123ZM17 69L15 70L16 71V73H17ZM40 69V68H39ZM103 68H101V69H99L98 71H100V70H102ZM5 70H6V67H5ZM12 69H11V67H10V71H11ZM48 70V67H47V69H46V71ZM51 70H52V68H51ZM94 71H95V69H93ZM97 70V69H96ZM1 71H4L3 70V68H2V70L0 69V74H1ZM9 71V72H10ZM32 71V70H31ZM50 71V70H49ZM54 71V70H53ZM106 70H104V72H105ZM196 71H199L200 72V76H199V78L198 79H194L193 78V74L196 72ZM34 72H36V70H34ZM40 72H41V70H40ZM107 72V71H106ZM54 72H51V74H53ZM57 73H58V71H57ZM60 73V72H59ZM168 73V74H167ZM18 74V73H17ZM32 74H33V72H32ZM37 74H39V78H40V73H39V71H38V73ZM5 75V74H4ZM18 75V80L20 79V77L21 76H19ZM54 75V74H53ZM55 75H56V77H57V74L55 73ZM61 76V75H60ZM232 74H227L226 76H225V78L227 79V80H229V79H232ZM30 77H32V75L30 76ZM34 77H36V78H34V80L36 81L37 80V83L39 82V78H38V75H35ZM139 77H140V75H139ZM5 78V77H4ZM10 80L11 78L13 79H15V78H17L16 76H15V74H14V72L12 71V73L10 72V73H6V82H5V84L3 85L4 86V88L7 86L6 85V83L7 82H9L8 81V79ZM65 78V77H64ZM1 79H2V77H1ZM11 79V84L13 83V81L14 80H12ZM22 79V78H21ZM31 80H32V78H30ZM30 79H29V81H30ZM4 81H5V79H3ZM137 80H139L138 82H137ZM246 80V79H245ZM20 82H22V80H19ZM29 81H27V83L29 82ZM14 82H16V80L14 81ZM18 82V81H17ZM19 82V83H20ZM26 82V81H25ZM40 82V84H42ZM246 82V81H245ZM10 83V82H9ZM15 84V83H14ZM14 84H12V85H14ZM16 84H18V83H16ZM15 84V85H16ZM39 84V83H38ZM50 84V83H49ZM240 84V83H239ZM14 85V86H15ZM43 85H44V83H43ZM51 85V84H50ZM67 85V86H66ZM235 85V84H234ZM9 87H10V84H9ZM8 87V88H9ZM12 87V86H11ZM3 89V87L1 88V93H0V95L2 94V90ZM8 90H10V89H7L6 90V88H5V90H4V92H5V94L6 95H8ZM11 90H12V88H11ZM11 90H10V93L12 94L13 93V91H14V87H13V90H12V92H11ZM26 91H30L29 92V95L27 94V96L29 97L31 94L30 93H32L31 91L32 90H28V89H26ZM26 91H24L23 90V92H25L26 93ZM98 91V90H97ZM7 92V93H6ZM22 92V93H23ZM43 92V94H41V92H40V104H44V102H47V101H49V103H50V105L51 106H53V108H55V110H57V112H62V111H64L65 112V110L67 111V110H70V105L72 106V104H71V102H69V101H64L63 99H62V97H63V94L64 93H62L63 92V90H62V94L61 95H54V94H51V92H50V94H49V92H47V91H42ZM37 93V92H36ZM35 92H33L32 93V95H38V93L36 94ZM58 93H60V91L58 92ZM141 93H148V95H149V97L151 98V99H153L154 101H155V108H154V110H153V112H145V109H144V107H143V105H142V103H141V101L140 100H137L138 102L136 103V100H135V104L134 105H132L131 103H133L134 102V100H133V102H131L132 101V98L133 97H135V95L137 96V98H138V96L139 95H137V94H141ZM24 94V93H23ZM23 94H21V95H23ZM4 95V94H3ZM3 95H2V97H3ZM6 95H4L5 96V99H7L8 98V96L6 97ZM10 95V94H9ZM24 95H26V94H24ZM22 96V97H20L19 95V98H20V100H21V98H22V101L25 99H23V97H25V96ZM11 96V95H10ZM17 96V95H16ZM26 96V97H27ZM91 96V92H87L86 94H85V96H82L83 98L85 97H90ZM145 96V95H144ZM11 97H13V96H11ZM11 97H9V98H11ZM27 97V98H28ZM38 97V96H37ZM14 98V97H13ZM17 98V97H16ZM16 98L14 99V102H11V104L13 103H15V107L18 105L17 103L19 102H21V101H19V99H18V102H15V100H16ZM30 98V97H29ZM28 98V99H29ZM33 98H35V96H33ZM32 97L30 98V100L31 99H33ZM136 98V99H137ZM204 98H205V100H207V99H209V104H208V100H207V106H203V107H201L200 106V103H201V101H203L204 100ZM27 99V100H28ZM111 99V98H110ZM110 99H109V101H110ZM112 99H111V101H112ZM116 99V98H115ZM134 99V98H133ZM8 100V99H7ZM7 100L6 101H4L1 97H0V112L2 113V114H4V115H6V113L8 112V108L10 107V110H11V104H10V106L9 105H7ZM12 100V99H11ZM33 100H35V99H33ZM32 100V101H33ZM222 100V101H221ZM17 101V100H16ZM29 101V100H28ZM31 101V102H32ZM182 101H184V106L182 105V104H180ZM49 103L47 104V105H49ZM113 103H115V102H113ZM22 104L23 105H25L23 102H22ZM21 104V105H22ZM33 104V103H32ZM43 104H42V109H43ZM45 104V105H46ZM84 104V103H83ZM20 105V104H19ZM33 105H35V104H33ZM32 105V106H33ZM49 105V107L51 108V106ZM84 105H86V104H84ZM114 105V104H113ZM130 105H131V107H130ZM7 106H8V108H7ZM13 106V107H14ZM31 106V103L29 104V105H26L25 107H24V111H25V113H27V115L26 114H24V115H22V112L23 111H21V115H19V116H21L18 120H17V115L20 113V110H22V107L21 108H17L16 107V109H15V112L18 110L19 111V113L17 114H15V118L13 119L15 122H13V121H11V118H12V116H10L9 114V116H10V120H9V117H8V115L5 117V119L8 117V119H7V121H5V119H4V123H3V121H2V124L0 123V125H2L3 126V124H4V128L3 129H5L4 131L5 132H3V134H2V132H1V134H2V136L5 134V136H6V133H8V135H7V139L9 138V135H11V133H12V136L10 137L11 139H12V137H14L15 135H19L20 136V134L22 133V131H21V128L23 127V129L22 130H24L23 132H25L27 129L25 128L24 129V127H28V128H34L33 126H34V123L36 124V122L38 123V120L35 122V120L33 119L32 121H30L29 120V116H34L33 114H31V115H28L29 114V112H30V110L32 111V109L31 108H34V107H32ZM36 106V105H35ZM80 106V105H79ZM83 106V105H82ZM87 106H88V104H87ZM18 107H20V106H18ZM39 107H40V105H39ZM45 107H47V106H44V108ZM86 107V106H85ZM36 109H37V106L35 107ZM41 108V107H40ZM73 108H75V107H73ZM73 108H71V109H73ZM77 109H78V106L76 107ZM80 108V107H79ZM14 109V108H13ZM39 109V108H38ZM75 109L74 111H76V113H75V118L72 116H70V114L71 113H69V119H68V121H65L64 122V120H66V119H62V129H61V127H59V129H61V131H60V133L62 132V130H63V132H64V134H66V135H68V136H72V137H74V136H76V135H78V133H79V131H77V128H80V126H76V121H74L75 119H76V117H79L80 115H81V113H82V107H81V109ZM34 111H33V113L36 111L35 109H33ZM41 110V109H40ZM53 110V109H52ZM52 110L50 111V112H52ZM55 110H53V111H55ZM83 110H84V106H83ZM13 112H14V110H12ZM12 111L10 112L9 111V113H12ZM74 111H72L73 112V115H74ZM85 111V110H84ZM83 111V112H84ZM187 111H188V113H187ZM40 112V111H39ZM42 112H44V111H42ZM1 113H0V115H1ZM38 113V112H37ZM37 113H36V115H37ZM45 113V112H44ZM51 114V113H50ZM54 114V113H53ZM56 114V113H55ZM59 114V113H58ZM11 115H13L14 116V114L12 113ZM39 115V114H38ZM42 115V114H41ZM173 115H175L176 117H177V119H175V121H173L172 119H170V117H173ZM2 116V115H1ZM18 116V117H19ZM44 116H46V117H48V115H44ZM82 116V115H81ZM79 117V118H82V117ZM53 116L51 115V119H53L52 118ZM36 118H37V116H36ZM35 118V119H36ZM44 118V117H43ZM56 117H54V119H55ZM67 118V117H66ZM74 119L73 121H71L70 119ZM78 118V119H79ZM16 119V120H15ZM31 119V118H30ZM38 119H40V117H38ZM48 119H49V117H48ZM51 119H49V122H50V120ZM87 119H89V118H87ZM2 120V119H1ZM9 120V121H8ZM41 120V119H40ZM179 121V122H178ZM34 122V123H33ZM58 122V124L57 125H59L60 124V120L59 121H57ZM45 123L43 122V125H44ZM37 125V124H36ZM42 124H39L38 125V127L39 126H41ZM45 125H47V124H45ZM55 125L56 124H54V126L53 127H55ZM60 125V126H61ZM78 125V124H77ZM79 125H80V123H79ZM2 126L0 127V130L1 131H3V129H2ZM37 127V126H36ZM35 127V128H36ZM38 127L36 128V129H38ZM45 126H42V128H44ZM46 127H48V125L46 126ZM58 126H56V128H57ZM122 127V128H123ZM32 129H31V132H32ZM35 129V130H36ZM41 129V128H40ZM51 129H54V128H51ZM50 129V130H51ZM58 129V128H57ZM58 129V130H59ZM116 130L117 132H119V130ZM9 130H10V133H9ZM20 130V131H19ZM44 130V129H43ZM50 130H49V128H47V130H45L46 131V134H47V132H48V134L50 133ZM54 130H56V129H54ZM79 130V129H78ZM81 130V129H80ZM97 130H101V133L99 134V135H97L96 133H97ZM122 131H126L125 129L123 130V129H121ZM8 131V132H7ZM127 131H128V129H127ZM27 132H28V130H27ZM26 132V133H27ZM41 132H43V131H41ZM40 132V130L38 129L37 130V132L36 133H38V134H40L41 133ZM54 132V131H53ZM52 132V130H51V134L53 135V134H56L57 133V135L59 134V132H57L56 131V133H53ZM78 132V133H77ZM111 132H113V133H111ZM26 133H25V135H26ZM80 133H81V131H80ZM111 133V134H110ZM120 133V132H119ZM128 133V132H127ZM157 133V134H156ZM37 134V135H38ZM51 134H49V137L51 138H53V137H57V135L56 136H51ZM14 135V136H13ZM21 135H24V134H21ZM65 135V136H66ZM110 137H109V136ZM115 135V134H114ZM117 135V134H116ZM2 136H0V138L2 137ZM30 136V135H29ZM41 136H42V134H41ZM44 136V135H43ZM42 136V137H43ZM61 136H63V134L61 135L60 134V138H61ZM119 136H120V134H119ZM121 136L123 137V135L121 134ZM159 136V135H158ZM31 137V136H30ZM29 137V138H30ZM34 137H36V138H39L40 137V135L39 136H36V134H35V136ZM67 137V136H66ZM65 137V138H66ZM87 137V138H88ZM165 136H163V138H164ZM25 138V137H24ZM41 138V137H40ZM39 138V140H40V142L42 141V142H45V141H43V140H41ZM52 138H51V140L50 139H48V138H46L48 141L50 140V142H52L51 144H52V146H54L53 145V140H52ZM59 138V139H60ZM68 138V137H67ZM71 138V137H70ZM114 138V137H113ZM112 138V139H113ZM43 139V138H42ZM69 139V138H68ZM153 139V140H152ZM13 140V139H12ZM12 140H11V143H9L8 142V144H12L13 142H12ZM30 140V139H29ZM28 140V143L30 142ZM32 140V139H31ZM36 139L34 138V141H35ZM55 140V139H54ZM158 140V139H157ZM163 140V139H162ZM9 141H10V139H9ZM14 142H15V140H13ZM21 141V140H20ZM20 141L17 143V145L20 143ZM26 141V140H25ZM47 141V142H48ZM56 141V140H55ZM7 142V141H6ZM17 142V141H16ZM16 142L14 143V145L15 146H13V144L11 145V147H10V145L8 146L9 147V149H8V147H7V149H6V145H4L5 146V148H4V146H2V144H1V148L3 149L4 148V151H5V149L6 150H8V152L9 151H11V150H13V153L15 154V151L17 152V149H19L20 147V150H18L19 152L18 153H20L21 152V150H23L22 151V153H29V152H27V147L26 146H24V144L26 145H28V143H25V142H23L24 144H23V147H26L25 149H26V151H24L25 149H22V145H21V143H20V147L18 146H16ZM38 142V141H37ZM37 142H36V144H37ZM40 142L38 143V146H39V144H40ZM66 142V141H65ZM139 142H140V140H139ZM142 142V141H141ZM141 142H140V144L139 145H141ZM154 142V143H153ZM167 142V141H166ZM4 143V142H3ZM31 143H33V142H30V145H28V147L29 146H35V144L34 145H32ZM61 142H59V144H60ZM183 143V144H182ZM235 143V142H234ZM5 144V143H4ZM48 144V143H47ZM46 144V145H47ZM54 144H55V142H54ZM66 144V143H65ZM182 144V145H181ZM43 145H45V144H43ZM43 145H42V148H43ZM61 145H62V143H61ZM13 146V147H12ZM48 146V145H47ZM63 146V145H62ZM78 146V145H77ZM136 146H137V148H138V150H139V148H140V146L138 147V145L136 144ZM239 146V145H238ZM237 146V147H238ZM46 147V146H45ZM45 147H44V149H45ZM55 147V146H54ZM58 147V146H57ZM126 147V146H125ZM125 147H124V149H125ZM142 147V146H141ZM151 147V146H150ZM164 147V146H163ZM11 148V149H10ZM35 148V147H34ZM36 148H37V146H36ZM39 148H41L40 146H39ZM48 148V150L49 151H51L52 150V147H51V145H50V148L49 147H47ZM83 148V147H82ZM133 148V147H132ZM136 148V147H135ZM156 148V147H155ZM158 148V147H157ZM156 148V149H157ZM233 148V151L236 153L237 151H238V149L236 148V147H232ZM240 148V147H239ZM30 149H33V147H31ZM38 149V148H37ZM56 149V148H55ZM124 149H122L123 151H124ZM134 149V148H133ZM153 149V145H152V148L150 149V151L151 152H153L154 150H152ZM159 149V148H158ZM211 149H213L214 150V152H215V156H214V158H213V156L209 153V151L211 150ZM240 149H244V147L243 148H240ZM42 150V149H41ZM46 150V149H45ZM44 150V151H45ZM126 150V149H125ZM130 151V149H127L125 152H124V154L127 152V151ZM135 150V149H134ZM137 150V149H136ZM33 151V150H32ZM34 151H36V149L34 150ZM47 151V150H46ZM60 151H62V150H60ZM71 151V150H70ZM131 151H132V149H131ZM187 151V150H186ZM219 151H220V149H219ZM31 152V151H30ZM57 152H58V150H57ZM72 152H73V150H72ZM119 152H120V150H119ZM10 153H12V152H10ZM13 153H12V155H13ZM32 153V152H31ZM51 153V152H50ZM53 153V152H52ZM59 153V152H58ZM30 154V153H29ZM28 154V155H29ZM38 154H40V153H38V151H37V155ZM45 154H46V156H47V154H48V151L47 152H45ZM112 154H114L115 155V152L114 153H112ZM123 154V155H124ZM130 154V153H129ZM129 154H128V156H129ZM150 154V153H149ZM11 155V156H12ZM16 156H19L18 154H15ZM22 155V154H21ZM27 155V156H28ZM34 155H35V152H34ZM33 155V156H34ZM49 155V154H48ZM111 155V154H110ZM113 155V156H114ZM123 155H121V152H120V154H119V157L118 156H116V157H118L119 158V161H121L122 160V158H123ZM126 155H127V153H126ZM162 155H160V156H162ZM43 156V155H42ZM112 156V157H113ZM177 156H179V155H177ZM5 157H6V155H5ZM21 157V156H20ZM22 157H25L26 159L29 157H26L25 155H23ZM21 157V158H22ZM31 157V156H30ZM35 157V156H34ZM33 157V159H34V162H35V158ZM41 157V156H40ZM44 157V156H43ZM43 157H42V159H43ZM175 157H173V159L171 158V161L172 160H174V158ZM126 158H127V156H126ZM178 158L179 157H177V159L175 158V160H177L178 161ZM18 159V158H17ZM28 159H30V158H28ZM117 159V158H116ZM125 158H123V160H124ZM6 160H7V158H6ZM32 160V159H31ZM38 160H39V158H38ZM127 160V159H126ZM163 160V159H162ZM40 161V160H39ZM112 161V162H113ZM116 161V160H115ZM152 161V160H151ZM159 161H160V164L163 162L164 163V161H161V158L159 159ZM170 160H168V162H169ZM170 161V162H171ZM8 162V161H7ZM66 162V163H67ZM116 162H118V161H116ZM122 162V161H121ZM125 162V161H124ZM121 163V164H124V168L127 166V163H126V166H125V163ZM146 162H148L147 160H146ZM173 162V161H172ZM22 163H25L24 162V160H23V162ZM28 163V162H27ZM26 163V165H28ZM37 163V162H36ZM42 164V162H39V164ZM45 163V162H44ZM66 163H64V164H66ZM70 163V164H71ZM114 163V162H113ZM113 163H111V164H113ZM119 163V162H118ZM117 163V164H118ZM150 163V162H149ZM148 163V164H149ZM153 164H154V162H152ZM156 163V165L155 166H157V169H156V171H158V165H157V161L155 162ZM30 164V163H29ZM41 164H40V166L39 167H37V170L36 169H33L32 170V172H34V170L35 171H37V172H39L38 170H40V172H41V170H43V169H41ZM68 164V166L70 165L69 163H67ZM66 164V165H67ZM116 164V163H115ZM52 165V164H51ZM114 165V164H113ZM147 164L145 163V167H147L146 166ZM151 165V164H150ZM171 165V163H169V165L168 166H170ZM54 166V165H53ZM53 166H51V167H53ZM109 166H110V164H109ZM160 166V165H159ZM163 166V165H162ZM165 166H167V164L165 165ZM167 166V167H168ZM44 167V166H43ZM66 167V166H65ZM114 167V169H115V166H113ZM118 167V166H117ZM144 167V166H143ZM148 167H149V165H148ZM147 167V168H148ZM154 167V166H153ZM153 167H152V165H151V167L150 168H152V170H153ZM166 167V168H167ZM175 167V166H174ZM39 168V169H38ZM48 168V167H47ZM68 168V167H67ZM70 168V167H69ZM155 168V167H154ZM17 169H19V168H17ZM23 169V168H22ZM110 169H112V167L110 168ZM109 169V170H110ZM126 169H128V167H126ZM25 170V169H24ZM48 170V169H47ZM49 170H50V168H49ZM49 170L47 171V172H49ZM51 170H52V168H51ZM67 169H64V174L66 175L67 173H65V171H66ZM70 170H72V168L70 169ZM122 170H123V168H122ZM122 170H120L121 172H122ZM125 170V169H124ZM130 172H131V170L130 169H128ZM145 170H147L146 168L144 169V171ZM150 170V169H149ZM167 170V169H166ZM45 171H46V167H45ZM58 171H59V169H58ZM61 171V170H60ZM144 171L142 172V174L144 173ZM169 171H167V172H169ZM28 172H29V170H28ZM39 172V173H40ZM54 172V171H53ZM104 172H103V177H104ZM127 171H125V173H126ZM148 172V174H149V171H147ZM147 172H145V173H147ZM150 172H151V170H150ZM155 172V171H154ZM159 172V171H158ZM240 172V171H239ZM239 172H238V174H239ZM42 173V172H41ZM120 173V172H119ZM119 173H118V176L120 177V175H119ZM124 173V172H123ZM128 173V172H127ZM160 173V172H159ZM37 174V173H36ZM60 174V176H61V173H59ZM64 174H62V175H64ZM132 174H133V172H132ZM131 174V175H132ZM142 174H141V177H142ZM147 174V176H148V178H150L151 180H152V175L151 174H149L148 175ZM153 174H156V177H154V179H153V181H157L158 182V185H160L159 184V181H158V179H161V181L163 182V180H164V182H165V179L167 180L168 178H165V179H162L161 177H159L158 176V174L157 173H153ZM161 174H162V172H161ZM161 174H159L160 176H161ZM231 174H234V172H232ZM14 175H15V172H14ZM13 175V176H14ZM18 175V174H17ZM30 175H31V173H30ZM47 175V174H46ZM73 175V176H72ZM126 175V174H125ZM131 175L129 176V178L131 179ZM134 175V174H133ZM150 175H151V177H150ZM162 175H164V177H165V175L166 174H162ZM210 175V176H211ZM19 176H20V174H19ZM26 176H28V175H26ZM32 176V175H31ZM31 176H30V178H31ZM45 176V175H44ZM122 176V178L124 177V175H121ZM128 176V175H127ZM233 176V175H232ZM54 177H55V175H54ZM62 177V176H61ZM118 177V178H119ZM126 177V176H125ZM144 178L146 177L145 175L143 176ZM142 177V178H143ZM212 177V176H211ZM22 178H23V176H22ZM21 178V179H22ZM25 178V177H24ZM44 177H42V179H43ZM49 178V177H48ZM56 178H58V175H57V177ZM65 178V177H64ZM117 178V179H118ZM127 178V177H126ZM126 178H123V179H126ZM140 178V177H139ZM137 179V180H139L140 181V179L142 180V178H140V179ZM146 179V180H149V179ZM155 178H156V180H155ZM158 178V179H157ZM16 179V178H15ZM33 179V178H32ZM58 179H60V178H58ZM66 179H67V177H66ZM122 179V180H123ZM132 179H134V178H132ZM17 180V179H16ZM25 180H26V178H25ZM30 180V179H29ZM34 180V179H33ZM50 179H48V181H49ZM55 180H57V179H55ZM60 180H63V178L62 179H60ZM68 180V179H67ZM67 180H66V182H67ZM135 180V179H134ZM137 180H135V182L137 181ZM18 181H19V178H18ZM17 181V182H18ZM70 181H71V178H70ZM70 181H69V183H70ZM103 181H104V179H103ZM118 181H119V179H118ZM125 181V180H124ZM150 181V180H149ZM148 181V182H149ZM168 181V180H167ZM15 182V181H14ZM16 182V183H17ZM21 182V181H20ZM22 182H24V181H22ZM35 182V181H34ZM51 182H53L52 180H51ZM56 182H60V184H61V181H56ZM76 182V183H77ZM127 182H128V179H127ZM130 182H131V180H130ZM130 182H128L130 185L132 184V187H130V188H134L133 190L135 191V187H133V181H132V183H130ZM141 182V181H140ZM143 183H144V185L145 184H147V181H146V183L144 182V181H142ZM161 182V183H162ZM171 182V181H170ZM43 183V182H42ZM75 183V182H74ZM73 183V184H74ZM118 183V182H117ZM152 183H154V182H152ZM151 183V184H152ZM156 183V182H155ZM167 183V182H166ZM18 184H19V182H18ZM17 184V185H18ZM29 184V183H28ZM53 184V183H52ZM51 184V185H52ZM60 184L58 183V185L57 186H60ZM67 184V183H66ZM72 184V183H71ZM71 184H68V185H71ZM77 184V185H78ZM104 184H103V186H104ZM120 184H121V182H120ZM122 184H123V182H122ZM124 184H126L125 182H124ZM135 184V183H134ZM139 184V183H138ZM150 184V185H151ZM169 184H171V183H169ZM15 185V184H14ZM34 185H35V183H34ZM50 185V184H49ZM63 185H65V183L63 184ZM117 185V184H116ZM118 185H119V183H118ZM117 185V186H118ZM140 185H142L143 186V184L141 183ZM153 185H156V184H153ZM153 185H151L152 187H153ZM158 185H157V187H158ZM166 185H168V184H166ZM6 186V185H5ZM8 186V185H7ZM43 186V185H42ZM45 186V185H44ZM57 186H56V188H57ZM79 186V185H78ZM115 186V185H114ZM120 186V185H119ZM118 186V188H119V190L120 189H123V188H121V187H119ZM124 186V185H123ZM137 187H138V185H136ZM148 186L149 185H147V186H145V187H147L148 188ZM151 186H150V188H151ZM197 186H201V183L200 182H197ZM231 186V185H230ZM230 186H228V188H230ZM2 187H4V186H2ZM30 187V186H29ZM61 187V188H60ZM60 187H58V188H60V189H63L62 188V185L60 186ZM65 187H66V185H65ZM65 187H64V189H65ZM72 187V186H71ZM125 187V186H124ZM139 187H141V186H139ZM144 186L142 187V191H143V188H144V190H146L147 188H145ZM156 187V186H155ZM156 187V188H157ZM165 187H167V186H165ZM6 188V187H5ZM25 188H26V186H25ZM33 188V187H32ZM50 188H51V186H50ZM53 188H54V184H53ZM57 188V190L55 189L54 191H56V193L58 194V191H59V189ZM67 188H68V186H67ZM79 189H78V191L76 192V194H78L79 193V190H80V186L78 187ZM117 188V189H118ZM129 187H127V189H128ZM150 188H148L147 189V191L149 192V189ZM156 188L154 189V191L156 192ZM159 188V187H158ZM158 188H157V192H158ZM244 188V189H243ZM248 189H249V187H247ZM3 189V188H2ZM24 189V188H23ZM22 189V190H23ZM37 189V188H36ZM62 190V191H66V190ZM69 189H70V187H69ZM126 188H125V190H127ZM141 189V188H140ZM26 190V189H25ZM50 190V189H49ZM53 190V189H52ZM51 190V192L53 193V191ZM124 190V191H125ZM136 190H138V188L136 189ZM161 189L159 190V191H162ZM227 190V189H226ZM230 190V189H229ZM39 191V190H38ZM61 191V190H60ZM60 191H59V193H60ZM69 191V190H68ZM72 191V190H71ZM123 191V190H122ZM129 191V190H128ZM130 191H131V189H130ZM139 191V190H138ZM248 190H246V192H247ZM12 192V191H11ZM70 192V191H69ZM120 192V191H119ZM146 192V191H145ZM147 192V193H148ZM151 192H152V190H151ZM151 192L149 193V194H151ZM154 192V194H156V199H157V194L159 193H155ZM163 192V191H162ZM246 192H245V194H246ZM250 191H248V193H249ZM23 193V192H22ZM30 193H31V191H30ZM39 193V192H38ZM42 193H43V191H42ZM56 193H55V195H56ZM75 193V192H74ZM118 193V192H117ZM126 193L127 194H129L127 191H126ZM125 193V194H126ZM131 193H133V191L131 192ZM8 194V193H7ZM9 194H11V193H9ZM19 194V193H18ZM135 194V193H134ZM134 194H132L131 196H133ZM143 194H144V192H143ZM243 194H244V192H243ZM28 195H29V192H28ZM28 195H27V197H28ZM62 195V194H61ZM138 195V192L136 193V196ZM141 195V193H139V195L138 196H140ZM162 195V194H161ZM161 195H159V196H161ZM169 195H167L168 197H169ZM172 195H170V196H172ZM173 195V196H174ZM35 196V195H34ZM49 196H50V194H49ZM58 196V195H57ZM56 196V197H57ZM75 196H74V199H76V201H77V198H75ZM130 196V195H129ZM128 196V197H129ZM137 196V197H138ZM142 196V195H141ZM140 196V197H141ZM147 196H148V194L146 195V197H145V199H142V197H141V200H147L146 198H147ZM150 196H152V195H150ZM150 196H148V197H150ZM166 196V197H167ZM194 196V195H193ZM23 197V196H22ZM32 197V196H31ZM38 197V196H37ZM41 197V195L39 194V198ZM51 197H53V196H51ZM56 197H53L54 198V200L53 201H56ZM120 197V196H119ZM127 197V196H126ZM137 197H135V198H137ZM143 197H144V195H143ZM163 197V196H162ZM161 197V198H162ZM165 197V196H164ZM163 197V198H164ZM8 198H10V197H8ZM26 198V195H24V199ZM46 197H44V195H43V199H45ZM53 198H51V199H53ZM70 198V197H69ZM135 198L133 197L131 200L133 201V199H134V202H135ZM153 198L155 199V195H153ZM161 198H158V199H161ZM171 198V197H170ZM237 198V197H236ZM29 199V198H28ZM42 199V201L44 202V200ZM60 199V198H59ZM58 199V200H59ZM66 199L68 200V197H66ZM71 199H73L72 198V195H71ZM121 199H125L124 197H121L120 198V201H123V200H121ZM140 199V198H139ZM151 199H152V197H151ZM155 199V200H156ZM11 200V199H10ZM46 200V199H45ZM127 200V199H126ZM126 200H124L125 202H126V205L127 204H129V202H127ZM227 200V199H226ZM236 200V199H235ZM70 201V200H69ZM138 201V209L140 208V207H144V204L142 205L140 202H139V200H137ZM136 201V202H137ZM148 201V203L150 202V200L148 199L147 200ZM154 201V200H153ZM159 201L160 200H157V203L159 204ZM162 201H164V200H161V203L160 204H163L162 203ZM168 201L169 200H167L166 201V203H168ZM192 201V200H191ZM16 202V201H15ZM40 202H41V199H40ZM43 202H41V204L43 203ZM58 202V201H57ZM68 202V201H67ZM72 202H73V200H72ZM135 202V204H137ZM144 202V201H143ZM142 202V203H143ZM152 202V201H151ZM151 202L149 203V204H151ZM156 201H154L153 203H155ZM170 202H171V199H170ZM194 202V201H193ZM9 203H12L11 201L9 202ZM8 203V204H9ZM22 202H20V204H21ZM74 203H75V201H74ZM145 203V202H144ZM152 203V204H153ZM173 203V202H172ZM16 204H18V202L16 203ZM19 204V205H20ZM30 204H32V203H30ZM52 204V203H51ZM62 204H63V201H62ZM62 204H61V207H62ZM64 204H66V201H65V203ZM68 204V203H67ZM70 204L71 205H77L78 204V202H76L75 204H73V203H71L70 202ZM69 204V205H70ZM80 204V203H79ZM78 204V205H79ZM125 204V203H124ZM124 204H122V206L124 205ZM130 204H131V201H130ZM129 204V208H128V206H127V208L125 209V213H124V210H123V212L121 211L122 210V207L120 206V211H121V216L122 215H124V216H126L127 215V210L128 209H131V206L132 205H130ZM151 204V205H152ZM158 204H156V205H153V208H154V206L157 208V205ZM188 205V207H187V205ZM228 204V203H227ZM12 205H13V203H12ZM23 205V204H22ZM53 205V204H52ZM58 205V204H57ZM68 205V206H69ZM125 205V206H126ZM142 205V206H141ZM148 205V204H147ZM150 205V206H151ZM164 205V204H163ZM166 205V204H165ZM171 204H169V206H170ZM186 205V209L184 210V206ZM231 205V204H230ZM5 206V205H4ZM21 206V205H20ZM34 206H36L35 204H34ZM60 206V205H59ZM67 206V205H66ZM140 206V207H139ZM150 206H146V204H145V207L147 208V207H149V209H150ZM160 206H162V205H159V207ZM167 206V205H166ZM30 207V206H29ZM38 207H40V205H38ZM46 207V206H45ZM69 207H71V206H69ZM91 207H94V208H96V214L91 218L89 215H88V211H89V208H91ZM124 207V206H123ZM133 207V209L135 210V206H132ZM152 207V206H151ZM193 205H192V209H193ZM15 208V207H14ZM28 208V207H27ZM58 209H59V207H57ZM76 208V210H78L77 209V207H75ZM146 208H144V211H145V209ZM153 208H152V214L150 213V211L151 210H149L148 211V208H147V211H148V213L150 214V215H148L146 212V214L145 215H147V216H151V218L153 219V214H155V212H156V210L157 209H155L154 208V210L155 211H153ZM164 208V207H163ZM33 210H34V208H32ZM36 209V208H35ZM42 209V208H41ZM62 209V208H61ZM133 209H132V211H133ZM137 209V210H138ZM143 209V208H142ZM141 209V212L143 211ZM165 209H163V215L165 214ZM19 210H21L20 208H19ZM24 210H25V206H24ZM40 210V209H39ZM56 210V209H55ZM75 210V211H76ZM136 210V211H137ZM172 210V211H171ZM65 211V210H64ZM129 211V210H128ZM24 212V211H23ZM26 212V211H25ZM34 212L36 213V211L34 210ZM57 212V211H56ZM59 212V211H58ZM69 212V211H68ZM71 212V211H70ZM127 212V213H126ZM130 212V211H129ZM140 212V210H139V214L141 213ZM161 212H162V209H161ZM190 211H188V213H189ZM18 213V212H17ZM16 213V214H17ZM33 213V212H32ZM41 213V212H40ZM64 213V212H63ZM67 213V212H66ZM78 213V214H77ZM120 213V212H119ZM122 213H124V214H122ZM158 213H160V209L158 210ZM168 213V211L166 212V214ZM13 214V213H12ZM15 214V215H16ZM132 213L130 212V214L129 215H131ZM136 214H138V211L135 213V215ZM143 214V215H144ZM170 214V213H169ZM169 214L167 215L168 216V218H169ZM185 214H187V213H185ZM14 215V214H13ZM13 215H12V217H13ZM23 215V214H22ZM28 215V214H27ZM36 215V214H35ZM58 215V214H57ZM133 215H134V212H133ZM135 215L133 216V217H135ZM159 214H157L156 215V217L158 216ZM160 215H162V213L160 214ZM159 215V216H160ZM220 215H221V212H220ZM225 215V214H224ZM19 216V215H18ZM26 216V215H25ZM29 216V215H28ZM54 214H53V220H54ZM61 216V215H60ZM60 216H59V218H60ZM65 216V215H64ZM132 216V215H131ZM158 216V217H159ZM184 216V215H183ZM222 216V215H221ZM245 216V215H244ZM15 217V216H14ZM17 217V216H16ZM32 217V216H31ZM51 217V216H50ZM58 217V216H57ZM136 217H138V216H136ZM146 217V216H145ZM158 217H157V219H158ZM20 218V217H19ZM25 218V217H24ZM33 218H34V216H33ZM32 218V219H33ZM37 218V217H36ZM69 218H70V216H69ZM72 218H70V220H72ZM121 218V217H120ZM151 218H148V219H151ZM219 218V217H218ZM222 218H224L223 216H222ZM39 219H41V217L39 218ZM57 219V218H56ZM67 219H68V216H67ZM151 219V220H152ZM170 220L172 219V217H170L169 218ZM169 219H168V224L167 225H169L170 224V226L169 227H171V224H172V220H171V222H169ZM185 220H186V216H185V218H184ZM245 219V220H244ZM243 220L245 221V222H243V220H242V222L241 223H245V225L248 223L247 221H246V218H244ZM16 220H18V218H16ZM123 220V219H122ZM126 220H127V218H126ZM139 220H140V218H139ZM138 220V221H139ZM173 220H174V217H173ZM184 220V221H185ZM187 220H188V217H187ZM186 220V221H187ZM220 220H221V218H220ZM12 221H13V219H12ZM20 221V220H19ZM18 221V222H19ZM31 221V220H30ZM69 220H67V222H68ZM130 221H131V219H130ZM143 221H144V219H143ZM146 221V220H145ZM156 220H155V217H154V220L153 221H150V222H152V224L154 225V223L153 222H155ZM190 221V219L188 220V222ZM217 221V220H216ZM226 221H227V219H225V223H226ZM250 221V220H249ZM23 222H25L24 221V219H23ZM23 222H21L22 224H23ZM29 222V221H28ZM32 222V221H31ZM35 222H36V220H35ZM62 222H63V220H62ZM72 222H74V220H72ZM71 222V223H72ZM124 222V221H123ZM126 222V221H125ZM142 222V221H141ZM218 222V221H217ZM216 222V223H217ZM247 222V223H246ZM15 223V225H16V222H14ZM27 223V222H26ZM25 223V224H26ZM64 223V225H65V222H63ZM75 223V224H76ZM130 223V222H129ZM138 224H139V222H137ZM145 223V222H144ZM149 223V222H148ZM187 223V222H186ZM214 223V222H213ZM52 224H53V222H52ZM66 224H68V223H66ZM124 225H127V224H125V223H123ZM131 224V223H130ZM134 223L132 222V225H133ZM135 224H136V222H135ZM227 224H228V226L230 225L229 223H226V230H227ZM24 225V224H23ZM23 225H21L22 226V228H24L23 227ZM74 224L72 223V226H73ZM144 225V224H143ZM153 225H151V227H153ZM166 225V226H167ZM183 225H185V224H183ZM188 225V224H187ZM186 225V226H187ZM214 225V224H213ZM245 225H243L242 224V226L245 228L246 226ZM248 225V224H247ZM26 226H27V224H26ZM32 226V225H31ZM67 226H69V225H67ZM77 226V225H76ZM137 226V225H136ZM141 226V225H140ZM149 226V225H148ZM165 226V225H164ZM185 226V227H186ZM231 226V225H230ZM234 225H232V227H233ZM236 226V225H235ZM239 226V225H238ZM16 227V226H15ZM30 227V226H29ZM54 227V226H53ZM70 227V226H69ZM68 227V229H67V227L65 226V228L67 229L66 231L64 230V232L66 233H68V230L71 228H69ZM138 227V226H137ZM145 227V226H144ZM150 227V226H149ZM155 227H156V224H155ZM168 227V228H169ZM248 227H249V225H248ZM247 227V228H248ZM17 228V227H16ZM15 228V229H16ZM77 228V227H76ZM80 228H81V231H82V228L83 227H81L80 226ZM125 228V229H124ZM222 228H223V230H222ZM221 228V230H220V232H219V236H220V233L222 234V231H224V227H222ZM230 228V227H229ZM228 228V229H229ZM237 228V230L238 229H240V227L238 228V227H236ZM243 228V229H244ZM246 228V229H247ZM61 229V228H60ZM124 229V230H123ZM152 229L153 228H151V231H152ZM166 230V228H164L163 227V230ZM211 229L212 228H210V231H209V229L208 230H206V233L209 231V232H211ZM219 229V228H218ZM262 229H264V227H262ZM20 230V229H19ZM25 230V229H24ZM58 230V229H57ZM56 230V231H57ZM128 230H129V228H128ZM155 230V229H154ZM184 230V229H183ZM213 230V229H212ZM231 230H232V228L230 229V230H227V232L229 231V233H231ZM72 231H74V233H76L77 234V232L79 233V231L80 230H75V229H72ZM77 231V232H76ZM124 231V232H123ZM148 231V230H147ZM169 232H170V230H168ZM233 231H235V232H238V231H236L235 230V227L233 228V230H232V233H233ZM64 232H62V236L60 237V240L59 241H61L62 240V237H63V239L65 238L64 237V235H63V233ZM70 232V231H69ZM146 232V231H145ZM148 232H150V231H148ZM165 232V231H164ZM184 232V231H183ZM197 232V231H196ZM203 232V234H204V230L202 231ZM208 232V233H209ZM216 232H218V230H216ZM226 232V233H227ZM73 232H71V234H72V236L71 235H69V237L71 236L72 238H68L67 237V239H69V240H71V239H73V234H74ZM125 235H124V234ZM130 233V232H129ZM131 233H132V231H131ZM134 233V232H133ZM132 233V235L131 236H133L134 234ZM152 233H153V231H152ZM166 233H167V230H166ZM166 233H165V235H166ZM195 233V232H194ZM215 233V232H214ZM228 233V234H229ZM259 233V232H258ZM51 234V233H50ZM80 234H81V232H80ZM169 234V233H168ZM189 235V232L188 233H186L185 235ZM193 234V233H192ZM198 233H196V236H195V238L194 239H196V237H198L199 239H202L201 238V236L203 235L202 233V235L200 234L199 236L197 235ZM225 234V233H224ZM223 234V235H224ZM253 234V233H252ZM12 235V234H11ZM59 235H60V232H59ZM75 235V234H74ZM85 235H84V237H85ZM164 234H163V232H162V236H163ZM185 235H184V237H185ZM209 235H210V233H209ZM216 235V234H215ZM226 235V234H225ZM230 235H232V234H230ZM230 235H229V237H230ZM235 237H237V240L239 239V237H238V235H240V232H239V234L237 235L236 233H235ZM53 236V235H52ZM67 236H68V234H67ZM80 236V235H79ZM141 236V235H140ZM161 236V235H160ZM162 236H161V238H162ZM190 236V235H189ZM192 236H194V235H191V237ZM206 236H208L207 234H206ZM219 236H217V238H220ZM243 236V235H242ZM241 236V237H242ZM249 236H250V239H252L251 238V234H249ZM75 237V236H74ZM83 237V236H82ZM130 237V238H129ZM143 237V236H142ZM148 237H149V235H148ZM147 237V238H148ZM165 237L166 236H164V240H166L165 239ZM184 237H183V239H184ZM215 237V236H214ZM227 237V236H226ZM226 237H224L225 239H226ZM233 238H234V235L232 236ZM231 237V238H232ZM257 237V236H256ZM52 238V237H51ZM75 238H77V237H75ZM79 239H80V237H78ZM86 238V237H85ZM135 238L137 239L138 238V241H139V237L137 236H135ZM144 238V237H143ZM223 238V236H222V239H224ZM228 238V237H227ZM244 238V237H243ZM254 238V237H253ZM82 239V238H81ZM84 239V238H83ZM82 239V240H83ZM159 239V238H158ZM174 239V238H173ZM172 239V240H173ZM193 239V238H192ZM203 239L204 240H202L203 242H205V235L203 236ZM213 239V238H212ZM229 239V238H228ZM228 239H227V241H228ZM27 240V239H26ZM65 240V239H64ZM75 240V239H74ZM143 240V239H142ZM163 240V239H162ZM181 240V239H180ZM207 240H208V238H207ZM206 240V241H207ZM211 240V239H210ZM217 241H218V239H216ZM214 241V239L212 240V242H213V245H214V243L216 242V247H217V241ZM240 240V239H239ZM241 240H243V239H241ZM241 240L239 241V243L241 244ZM245 240V239H244ZM73 241V240H72ZM71 241V243H73L74 242V244H75V241H73L72 242ZM130 241V247L127 245L128 244V242ZM175 241H178V240H175ZM184 241H185V239H184ZM190 241H192V240H190ZM197 241V240H196ZM199 241V240H198ZM222 241V240H221ZM227 241L226 240H224V242H226V244H231V243H229V241H228V243H227ZM24 242V241H23ZM52 242V241H51ZM65 242H67V241H64L63 243L65 244ZM77 242H80L81 244H78V245H82V242L81 241H76V244H77ZM135 242V241H134ZM137 242V241H136ZM135 242V243H136ZM193 242H194V240H193ZM193 242H191V244L193 243ZM200 242H201V240L197 243V244H199V246L196 248L195 246L196 245H194V244H196L195 242L192 244V248H194L195 247V250H196V254H198L199 253V251L201 250L202 251V249H200L199 251H198V249H199V247L201 246L200 245ZM202 242V245L204 244ZM208 242V241H207ZM207 242H206V244H207ZM231 242V241H230ZM245 242V241H244ZM67 243H69V242H67ZM85 243H86V241H85ZM134 243V244H135ZM166 243V242H165ZM173 243V242H172ZM171 243V244H172ZM176 243V242H175ZM182 243V242H181ZM187 243H189V241L187 242ZM218 243H219V241H218ZM221 243V242H220ZM219 243V245H221ZM234 243H236V242H234ZM238 243V242H237ZM239 243H238V245H239ZM250 243V242H249ZM88 244V243H87ZM86 244V245H87ZM138 244V243H137ZM139 244H140V241H139ZM139 244H138V246H139ZM144 244H146V243H144L143 242V244H142V246H143V248H144ZM148 244H149V242H148ZM185 244H186V241H185ZM244 244V243H243ZM247 244V243H246ZM95 245H93L92 247H95ZM187 245L189 246V244H186V247H187ZM205 245V244H204ZM213 245H212V250H213ZM232 245H235V244H232ZM232 245H231V247H229V248H227L226 250H229L230 248L232 249ZM61 246H62V244H61ZM66 246V245H65ZM74 246H76V245H74ZM74 246H73V248H74ZM136 245H134L133 246V249H134V247H135ZM162 246V245H161ZM167 246V245H166ZM180 246H182V245H180ZM184 246V249L186 248L185 247V245H183ZM194 246V247H193ZM207 246H209V244L207 245ZM228 246V245H227ZM237 246V245H236ZM241 246H242V248H241V250H242V252H245V248H246V245H244L245 246V248H244V251H243V245L241 244ZM63 247V246H62ZM67 247V246H66ZM69 247H71L70 246V244H69ZM78 247V246H77ZM77 247H76V251H75V249H73L74 250V253L76 252L77 253ZM82 247V246H81ZM91 247V248H92ZM172 247V246H171ZM214 248V249H216L217 250V248ZM224 247V246H223ZM223 247H222V249H223ZM98 248V247H97ZM141 248V247H140ZM143 248H141L142 250H143ZM149 246H148V250H149ZM164 248V247H163ZM163 248H161V249H163ZM189 248V247H188ZM224 248H226V245H225V247ZM79 249H81V248H79ZM153 249V250H152ZM152 249H150V251H153L154 252V244L152 245ZM178 249H179V247H178ZM182 249V248H181ZM236 249H239V248H236ZM145 250H146V248H145ZM145 250H144V253H145ZM148 250L146 251V255H148L147 254V252H148ZM186 250V252H188L189 251V249L187 250V248L185 249ZM218 250H220V248L218 249ZM233 250V252H234V249H232ZM41 251V250H40ZM133 251V250H132ZM156 251V250H155ZM164 251V250H163ZM176 251H178V252H180L179 250H177V248H176ZM183 251V250H182ZM181 251V252H182ZM204 252H203V254H207V252L206 251H208V249H206V251H205V248H204V250H203ZM213 251H215V250H213ZM222 251V250H221ZM238 253H239V251L238 250H236ZM66 252H67V250H66ZM69 252V251H68ZM73 252V251H72ZM93 252V251H92ZM172 252V251H171ZM174 252V251H173ZM181 252L178 254V253H176V255L178 254V256H180L181 257V255H183V253H186V252H184L183 251V253L181 254ZM233 252L231 251V253L233 254ZM56 253V252H55ZM63 253V252H62ZM141 253V250H140V252H139V254ZM156 253V252H155ZM214 253V252H213ZM218 253V252H217ZM227 253V252H226ZM226 253H224L223 251H222V254H223V256L225 257V255H226ZM231 253L229 254V252L227 253L228 254V262L230 261L229 259H230V256H231ZM46 254V253H45ZM49 254V253H48ZM88 254H89V252H88ZM151 254V253H150ZM149 254V257H151V255ZM164 254H165V252H164ZM174 254H175V252H174ZM191 254V253H190ZM192 254H195V252L193 251L192 252ZM191 254V255H192ZM210 254H212V253H210ZM209 254V255H210ZM215 254V253H214ZM214 254H212L211 256H213V259L215 260L216 259V257L218 258L219 256H216V257H214ZM219 254H220V251H219ZM221 254V255H222ZM237 254V253H236ZM236 254H233V257L236 255ZM90 255H91V252H90ZM143 255H145V254H143ZM145 255V256H146ZM152 255H153V253H152ZM172 255V254H171ZM175 255V256H176ZM190 255V256H191ZM202 255V254H201ZM43 256V255H42ZM54 256V255H53ZM76 256H77V254H76ZM78 256H80V255H78ZM156 256H157V253H156ZM166 256V255H165ZM164 255L162 256L163 257V259L162 260H164V257H165ZM170 256V255H169ZM173 256V255H172ZM194 256V255H193ZM198 256H200V254H198ZM197 256V257H198ZM211 256L209 257L210 258V262H212V259H211ZM237 256V255H236ZM235 256V257H236ZM241 256V255H240ZM41 257V256H40ZM60 257H61V255H60ZM135 257V258H136ZM140 257V256H139ZM154 257V256H153ZM158 257V256H157ZM177 257V256H176ZM175 257V258H176ZM203 257H204V255H203ZM202 257V258H203ZM238 257V256H237ZM50 258H51V256H50ZM77 258V257H76ZM98 258V257H97ZM130 258H131V261H130ZM141 258H142V256H141ZM144 258V257H143ZM147 258H148V256H147ZM152 258V257H151ZM155 258L156 257H154V260H155ZM178 258V257H177ZM182 258V257H181ZM188 258V257H187ZM187 258H185V262H184V264L187 262L186 261V259ZM191 258H195V256L194 257H191ZM208 258V259H209ZM40 259V258H39ZM62 259H63V257H62ZM138 259H140V258H137V260ZM150 259V258H149ZM153 259V258H152ZM159 259H161V258H159ZM182 259H184V255H183V258ZM200 259V258H199ZM220 259H223V257H220ZM231 259L233 260V258L231 257ZM240 259V258H239ZM36 260H38V258L36 259ZM46 260H47V258H46ZM136 260V259H135ZM141 260V259H140ZM176 261H177V259H175ZM179 260V259H178ZM189 260V259H188ZM193 260V259H192ZM198 260V259H197ZM196 260V261H197ZM202 260V259H201ZM203 260H207V256H206V258H204ZM214 260H213V262H214ZM218 260H219V258H218ZM218 260H215V263H216V261H218ZM235 260L236 259H234L233 261L235 262ZM143 261V260H142ZM146 261V260H145ZM148 261V260H147ZM156 261H159L158 263H160V260H156ZM175 261V262H176ZM220 261V260H219ZM222 261V260H221ZM220 261V262H221ZM223 261H224V259H223ZM222 261V262H223ZM237 261H239V260H237ZM236 261V262H237ZM40 262H42V261H40ZM75 262H76V260H75ZM97 262V261H96ZM96 262H95V264H96ZM99 262H100V259H99ZM139 262H141V261H139ZM150 262V261H149ZM165 262V261H164ZM164 262H163V264H164ZM179 262V261H178ZM198 262V261H197ZM205 262V261H204ZM204 262H202V264H204ZM220 262H218V263H220ZM221 262V263H222ZM226 261H224V263H225ZM232 262V261H231ZM233 262V263H234ZM100 263V264H101ZM106 263V262H105ZM104 263V264H105ZM113 263V262H112ZM136 264H138V262L136 261L135 262ZM156 262L155 261H153V263L151 262V264H155ZM157 263V264H158ZM168 263H169V261H168ZM171 263V262H170ZM183 262H181V259H180V264H182ZM223 263V264H224ZM238 263H241L242 264V262L240 261V262H238ZM237 263V264H238ZM33 264V263H32ZM40 264V263H39ZM111 264V263H110ZM117 264V263H116ZM143 264H144V262H143ZM175 264V263H174ZM178 264V263H177ZM199 264H200V260H199ZM205 264H208V262L207 263H205ZM212 264V263H211ZM214 264V263H213ZM227 264H229V263H227ZM230 264H232V263H230Z\"/></svg>",
    "mask_w": 264,
    "mask_h": 264
}]
</instances>
